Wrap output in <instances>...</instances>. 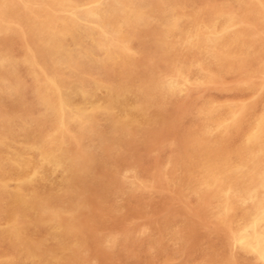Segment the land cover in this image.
I'll use <instances>...</instances> for the list:
<instances>
[{"label":"rangeland","instance_id":"rangeland-1","mask_svg":"<svg viewBox=\"0 0 264 264\" xmlns=\"http://www.w3.org/2000/svg\"><path fill=\"white\" fill-rule=\"evenodd\" d=\"M84 1L83 0H79V1L78 0H38V1L37 0H16V1L0 0V9H1L0 10V26H1L0 27V38H1L0 39L1 41L0 42V55L2 54L0 56V59H1V63H0V67H1L0 68V74H1L0 75V82H1L0 84V110H1L0 111V147H1L0 148V158H1L0 163L3 161L0 165V168H1L0 169V184L3 183L4 182L3 180L5 179V182L0 185V193L2 194V195L0 194V198H1L0 199V204H1L0 214L2 213L0 215L1 216L0 217V234H1L0 235V247L2 248V249L0 248V262H1L0 264H13V263L14 264H22V263L23 264L24 263L25 264H29V263L30 264L31 263L32 264H41V263L42 264H50V263L51 264H56V263L57 264H77V263L78 264H92V263L93 264H106V263L107 264H116V263L119 264L120 262H121L120 264H155V263L156 264H191V263L192 264H236V263L237 264H247V263L248 264H264V255H263L264 237H262L264 235V231H263L264 230V215H263L264 214V145H263L264 144V141H263L264 140V113H263L264 111H262L264 110V99H263L264 98V31H263L264 29L263 28L264 27L263 25L264 23L263 21L264 20L263 19L264 18L263 1L264 0H252V1L250 0H243V1L242 0H209V1L208 0H198V1L197 0H172L171 2L170 0H147V1L146 0H133L134 2L132 0H129V1L128 0H84ZM109 1H112V2H109ZM204 1L205 3L206 1L208 2L205 4ZM139 2L143 6L147 5L145 6L146 8L145 7L143 8ZM165 4L167 6H165ZM201 4H203V6ZM42 5H45V6H42ZM69 5L70 6L72 5V6L70 7ZM79 5H80V8H79ZM197 5H200V6H197ZM241 5L244 8L241 7ZM106 6L107 8L104 9ZM120 6H126V7H120ZM33 7L34 8L36 7V8L34 9ZM91 7L92 9H90ZM59 10L61 11L59 12ZM158 11L161 13H159ZM73 12L75 13V15H73L74 14ZM251 12L253 15H250ZM83 13H85L84 16H83ZM114 13L117 14V16ZM163 13L164 15H162ZM210 15H212V17ZM106 16H107V19H106ZM102 17L105 20H102ZM11 19L12 20L15 19V20L11 21ZM70 19H73L72 23H75L74 26L73 24L70 23L71 22ZM100 19L102 21H99ZM25 21H26V24H25ZM106 21H109V22H106ZM123 21H126L125 25ZM179 21L181 24L179 23ZM99 24L101 25V27ZM136 24L139 26H137ZM162 24L164 25L162 26ZM213 24L215 25L214 27H213ZM75 25L77 26L78 29L76 28ZM6 27L7 28L9 27V28L7 29ZM120 28L122 31H119ZM219 29L220 31H218ZM94 31H97L95 33L96 35L94 34ZM162 31L163 32L165 31V33H163ZM169 32L170 33L178 32V33L170 34ZM137 33L140 35H138ZM100 34L102 36V40H100L101 36H98ZM167 34H170V35H167ZM16 35L19 37H17ZM246 35L248 36L246 37ZM9 36L10 38H8ZM16 37L18 39L20 38L21 39L17 40ZM166 37L167 38L169 37V38L167 39ZM222 37H224L225 39ZM91 38L92 39L94 38V39L92 40ZM112 38L114 39V41ZM195 38L197 41L195 40ZM254 38L255 40H253ZM45 39L48 41H46ZM207 39L210 41H208ZM178 40L180 43L178 42ZM214 40H217V41L219 40V41L217 42ZM249 40H252V41H249ZM6 42H7V45H6ZM10 42H13L15 44L10 43ZM185 42H187L188 45ZM161 43H164V44H161ZM131 44H134V46ZM206 45L208 48H206ZM21 48L24 51L22 50L20 51ZM95 48L98 50H95ZM165 48H167V50ZM90 51L91 53H89ZM70 53H71V56H70ZM208 53L210 56L207 55ZM57 55H60V56L57 57ZM187 57L188 59H186ZM207 57L209 58L207 59ZM14 58L16 59V61L14 60ZM74 58H76V60ZM17 59H18V62H17ZM37 59H38V62H37ZM69 59H72V60H69ZM78 59L80 61H78ZM193 60H196V61H193ZM88 61L92 63L93 68L91 67V64ZM102 61H105L106 63ZM253 62L255 63V65ZM207 63L209 66L207 65ZM75 66L77 67V69ZM249 66H251V69H247V68H250ZM81 68L83 69L81 70ZM86 68L88 70H86ZM10 69L11 70L13 69V70L10 71ZM197 69L199 71H195ZM115 70L117 71L116 73H115ZM72 71L74 72V74ZM235 74H238V75H235ZM197 75H200L198 76L199 79L197 78ZM227 76H230L229 77L230 80L227 78ZM12 78H13V81H12ZM89 79H90V82H89ZM63 80H66V81H63ZM14 84L16 85L14 86ZM248 84L250 85V87ZM245 85H246V88L244 87ZM240 86L241 87L243 86L245 89L243 87L241 88ZM31 87H32V90H30ZM19 91L20 93H18ZM209 91H212V92H209ZM8 93H10V95H8ZM15 95H16V98H14ZM126 96L129 98H126ZM89 100L92 102H90ZM79 101H82V102H79ZM87 101L90 102L91 104L88 103ZM197 102L199 103L201 102L200 103L201 105ZM29 104L32 106H30ZM149 106L151 108H149ZM227 106H229V108ZM260 107L261 109H259ZM205 111H207V113ZM225 112L227 113V115L225 114ZM194 113L196 114L194 115ZM231 114L232 115L234 114V115L232 116ZM250 114H252L253 116ZM199 115H200V118H199ZM207 115L208 117H205ZM46 116L48 117V119ZM187 116H188V119L187 118L185 119V117ZM193 119H195V121ZM183 121H185L186 124ZM14 122L16 123V125ZM182 122L184 125L182 124ZM106 123H109V124H106ZM156 123H158V126L156 125ZM207 124H209V126ZM210 125H212V128L210 127ZM108 127H110V129ZM199 127L200 128L202 127L201 130ZM223 127L225 128L223 129ZM143 128L145 129V131H143L144 130ZM85 131H87L88 133ZM236 132H239V133H236ZM16 133H17V136L15 135ZM232 133L233 135H231ZM235 135L237 138L235 137ZM29 137H30V141H29ZM245 137H248V138H245ZM65 138H67V140ZM92 138L93 139L95 138V139L93 140ZM98 139H101V140H98ZM77 140H78V143H77ZM14 141H16V143ZM95 142H96V145H95ZM222 143L224 144L226 143V144L222 145ZM245 143L247 147H244ZM125 144L126 146L124 147ZM214 144L218 146V148L215 147ZM260 144L261 146H259ZM20 145L22 147H20ZM204 145L205 146L207 145L208 147H205ZM47 146L48 148H46ZM163 146H166V147H163ZM231 146L233 148H231ZM199 148L201 150H199ZM115 149L116 150L118 149L119 153H118V150L116 151ZM229 149L231 150L229 151ZM246 149H248V151ZM179 151L181 153H179ZM17 153H20V154L22 153V154L20 155ZM34 153L36 154V156L34 155ZM32 154L34 155V157ZM217 156L219 157L217 158ZM203 157L204 159H202ZM244 157H245V160H244ZM60 158L62 160H60ZM15 159H20V160H15ZM232 159H234L236 163ZM204 160L205 161L207 160V161L204 162ZM195 163L196 164L199 163V164L196 165ZM44 164H46L47 167ZM241 164H243V167ZM7 165L9 169L8 167H6ZM134 165H136L135 168H134ZM184 166L185 167L187 166V167L185 168ZM25 167H28V168H25ZM51 167L53 168L49 169ZM3 168H5V172L3 171L4 170ZM37 169L39 170V172ZM117 169L118 171H116ZM51 170H54L55 172H52ZM114 170H115V173H114ZM236 170H238L239 172ZM16 171H17V174H14L16 173ZM93 173H94V176H92ZM1 175H4V176H1ZM65 175L66 176L68 175L69 177L68 176L66 177ZM131 175H134V176H131ZM7 176H9L10 179H8ZM49 176H50V181H49ZM161 176H162V179H161ZM166 176L168 177V179ZM13 177H15V179L17 177V179L15 180L13 179ZM19 177H20V180H18ZM53 177H54V180H53ZM134 177H136V180L134 179ZM185 177H186V182H184ZM223 177L225 180L223 179ZM229 177H231L232 180L229 179ZM60 179L61 181H59ZM139 179L141 181H139ZM103 180L104 181L106 180V181L104 182ZM38 181L40 182L38 183ZM55 181L57 182V185ZM64 182H66L67 184H65ZM41 183L43 185H39ZM50 184L52 187L53 186L55 187L51 188ZM130 184H131V187H127V186H130ZM167 184L170 186H168ZM18 185H20L21 187H19ZM46 185L48 186V189ZM10 186H12L11 188L13 189H8L10 188ZM56 186H58V189ZM90 186H93V187H90ZM124 187L126 188L124 189ZM25 188L26 189L29 188V189L26 190ZM38 189H40L41 191ZM103 189L105 190V193H103L104 192ZM19 190H21L22 192L20 193ZM44 191H46L47 193ZM99 192L101 194H99ZM18 193H20V195ZM71 193L73 196L71 195ZM9 194L12 197H10ZM188 196L190 197L192 196L193 198L192 197L190 198ZM12 199H13V202H15V204L11 202ZM155 199H158V200H155ZM5 200L8 201L7 204ZM197 202L199 203V205L197 204ZM190 203H192V205ZM14 205L16 206V208L17 207L18 208L16 209ZM2 206H4L5 209ZM254 208L256 209L255 212H254L255 210ZM162 211L164 212L160 213ZM145 212L146 214H144ZM150 212H152V214ZM260 214L261 216L259 217ZM168 217H171V218H168ZM11 220H14V221H11ZM20 220H22V222ZM161 221H163L161 223L162 225L160 224ZM180 221L183 223H181ZM177 222L178 224H176ZM247 222H249V225L247 224ZM254 222L256 225L254 224ZM106 224H109V225H106ZM172 225L175 227V229ZM23 226L25 227V229ZM70 226L72 227L75 226V227L72 228ZM256 226H259L258 229ZM158 228L160 229L158 230ZM232 228H233V231H232ZM22 230L24 233L22 232ZM31 231L32 232L35 231V232L31 233ZM236 231L238 234H236ZM159 232L161 234H159ZM56 235H57L58 240L56 238ZM60 235L65 240L64 242L62 241L63 239L61 238ZM14 236H15V240H14ZM5 237H7V239ZM36 239L39 241H37ZM60 239L62 242L60 241ZM20 240L21 242H19ZM72 240L73 242L71 243ZM81 241L82 243H80ZM235 241L236 242L238 241L239 243L238 242L236 243ZM241 241L244 243L243 245ZM130 244L132 247H128L130 246ZM49 245L51 248L50 247L46 248ZM22 247H24L25 249H23ZM107 249H108V252H107ZM115 249H117L118 251ZM48 250L51 251V253L47 252ZM121 250H123L124 252ZM235 250H237V252ZM28 251H31V252H28ZM80 252H81V255H80ZM114 253H116V255ZM11 254L13 256H10ZM19 255L21 256L18 257ZM53 255H55V257ZM113 255H115L114 256L115 258L113 257ZM236 255L238 256V258L236 257ZM30 256H32V258ZM199 256L202 259L198 258ZM62 257H64V259ZM242 257L243 259H241ZM50 258L52 259L50 260ZM87 258H89V260ZM158 258L162 261H160ZM48 260L50 262H48Z\"/></svg>","mask_w":264,"mask_h":264},{"label":"bare ground","instance_id":"bare-ground-1","mask_svg":"<svg viewBox=\"0 0 264 264\" xmlns=\"http://www.w3.org/2000/svg\"><path fill=\"white\" fill-rule=\"evenodd\" d=\"M14 1H16V0H14ZM37 1H38V0H37ZM78 1H79V0H78ZM83 1H84V0H83ZM128 1H129V0H128ZM132 1H133V0H132ZM146 1H147V0H146ZM171 1H172V0H170V2H171ZM197 1H198V0H197ZM208 1H209V0H208ZM208 1H206V3H207ZM242 1H243V0H242ZM250 1H252V0H250ZM66 2H67V1H66ZM84 2H85V1H84ZM89 2H90V1H89ZM92 2H93V1H92ZM109 2H112V1H109ZM133 2H134V1H133ZM133 2H132V3H133ZM211 2H212V1H211ZM9 3H11V2H9ZM16 3H17V2H16ZM61 3H62V2H61ZM68 3H69V2H68ZM71 3H72V2H71ZM81 3H82V2H81ZM97 3H98V2H97ZM139 3H140V2H139ZM147 3H148V2H147ZM168 3H169V2H168ZM174 3H175V1H174ZM199 3H200V2H199ZM204 3H205V1H204ZM206 3H205V4H206ZM248 3H249V2H248ZM248 3H247V4H248ZM263 3H264V1H263ZM12 4H13V3H12ZM72 4H73V3H72ZM77 4H78V3H77ZM84 4H85V3H84ZM86 4H87V3H86ZM90 4H91V3H90ZM94 4H95V3H94ZM94 4H93V5H94ZM114 4H115V3H114ZM116 4H117V3H116ZM127 4H128V2H127ZM140 4H141V3H140ZM140 4H139V5H140ZM170 4H171V3H170ZM234 4H235V3H234ZM253 4H254V3H253ZM74 5H75V4H74ZM80 5H81V4H80ZM80 5H79V8H80ZM97 5H98V4H97ZM104 5H105V4H104ZM104 5H103V6H104ZM141 5H142V4H141ZM144 5H145V3H144ZM148 5H149V4H148ZM173 5H174V4H173ZM201 5L203 6V4H201ZM215 5H216V4H215ZM236 5H237V4H236ZM245 5H246V4H245ZM9 6H10V5H9ZM42 6H45V5H42ZM69 6H70V5H69ZM71 6H72V5H71ZM71 6H70V7H71ZM84 6H85V5H84ZM84 6H83V7H84ZM127 6H128V5H127ZM131 6H132V5H131ZM137 6H138V5H137ZM145 6H147V5H145ZM145 6L142 5L143 8H144ZM162 6H163V5H162ZM165 6H167V5L165 4ZM170 6H172V5H170ZM194 6H195V5H194ZM197 6H200V5H197ZM231 6H232V5H231ZM249 6H250V5H249ZM20 7H21V6H20ZM36 7H37V6H36ZM36 7H35V8H36ZM67 7H68V6H67ZM120 7H126V6H120ZM213 7H214V6H213ZM234 7H235V6H234ZM241 7H243V6L241 5ZM3 8H4V7H3ZM5 8H6V7H5ZM15 8H16V7H15ZM30 8H31V6H30ZM33 8H34V7H33ZM35 8H34V9H35ZM87 8H88V7H87ZM96 8H97V7H96ZM106 8H107V6H106L104 9H106ZM108 8H109V7H108ZM145 8H146V7H145ZM168 8H169V7H168ZM208 8H209V7H208ZM237 8H238V7H237ZM243 8H244V7H243ZM12 9H13V8H12ZM20 9H22V8H20ZM84 9H85V8H84ZM90 9H92V7H91ZM113 9H114V8H113ZM113 9H112V10H113ZM118 9H120V8H118ZM197 9H198V8H197ZM210 9H211V8H210ZM216 9H217V8H216ZM247 9H249V8H247ZM259 9H260V7H259ZM0 10H1V9H0ZM30 10H31V9H30ZM39 10H40V9H39ZM57 10H58V9H57ZM71 10H72V9H71ZM74 10H75V8H74ZM80 10H81V9H80ZM164 10H165V9H164ZM223 10H224V9H223ZM226 10H227V9H226ZM238 10H239V9H238ZM2 11H3V10H2ZM15 11H16V9H15ZM22 11H23V10H22ZM28 11H29V10H28ZM60 11H61V10H59V12H60ZM76 11H77V9H76ZM94 11H95V10H94ZM96 11H97V10H96ZM107 11H108V9H107ZM160 11H161V10H160ZM165 11H166V10H165ZM165 11H164V12H165ZM168 11H169V10H168ZM168 11H167V12H168ZM202 11H203V10H202ZM253 11H254V10H253ZM260 11H261V10H260ZM67 12H68V11H67ZM92 12H93V11H92ZM111 12H112V11H111ZM114 12H115V11H114ZM120 12H121V11H120ZM128 12H129V11H128ZM134 12H135V11H134ZM148 12H149V11H148ZM158 12H159V11H158ZM161 12H162V11H161ZM161 12H159V13H161ZM174 12H175V11H174ZM206 12H207V11H206ZM206 12H204V13H206ZM225 12H226V11H225ZM13 13H14V12H13ZM17 13H18V12H17ZM19 13H20V12H19ZM23 13H24V12H23ZM68 13H69V12H68ZM70 13H71V12H70ZM73 13H74V12H73ZM80 13H81V12H80ZM86 13H88V12H86ZM99 13H101V12H99ZM208 13H209V12H208ZM227 13H228V12H227ZM246 13H247V12H246ZM249 13H250V11H249ZM7 14H8V13H7ZM39 14H40V13H39ZM84 14H85V13H83V16H84ZM94 14H95V13H94ZM106 14H107V13H106ZM114 14H115V13H114ZM228 14H229V13H228ZM236 14H238V13H236ZM18 15H19V14H18ZM18 15H17V16H18ZM41 15H42V14H41ZM41 15H40V16H41ZM73 15H75V13H74ZM111 15H113V14H111ZM115 15L117 16V14H115ZM118 15H119V14H118ZM162 15H164V13H163ZM199 15H200V14H199ZM243 15H244V13H243ZM250 15H253L252 12H251ZM257 15H258V14H257ZM260 15H261V14H260ZM4 16H5V15H4ZM9 16H10V15H9ZM19 16H20V15H19ZM38 16H39V15H38ZM42 16H43V15H42ZM67 16H68V15H67ZM79 16H80V15H79ZM83 16H82V17H83ZM131 16H132V15H131ZM173 16H174V15H173ZM210 16L212 17V15H210ZM210 16H208V17H210ZM232 16H233V15H232ZM247 16H249V15H247ZM69 17H70V16H69ZM69 17H68V18H69ZM75 17H76V16H75ZM86 17H88V16H86ZM89 17H90V16H89ZM95 17H96V16H95ZM108 17H109V16H108ZM119 17H120V16H119ZM140 17H141V16H140ZM162 17H163V16H162ZM168 17H169V16H168ZM196 17H197V16H196ZM201 17H202V15H201ZM216 17H217V15H216ZM229 17H230V15H229ZM257 17H259V16H257ZM261 17H262V16H261ZM12 18H13V17H12ZM19 18H20V17H19ZM79 18H81V17H79ZM79 18H78V19H79ZM93 18H94V17H93ZM165 18H166V17H165ZM172 18H173V17H172ZM172 18H171V19H172ZM203 18H204V17H203ZM225 18H226V17H225ZM21 19H22V17H21ZM24 19H25V18H24ZM28 19H29V17H28ZM83 19H84V18H83ZM88 19H89V18H88ZM95 19H96V18H95ZM106 19H107V16H106ZM128 19H129V18H128ZM138 19H139V17H138ZM200 19H201V18H200ZM236 19H237V18H236ZM252 19H253V17H252ZM263 19H264V18H263ZM14 20H15V19H14ZM14 20L11 19V21H14ZM55 20H56V19H55ZM70 20H71L70 23L73 24V26H74L75 23H72V20H73V19H70ZM102 20H105V19H103V17H102ZM102 20L100 19L99 21H102ZM109 20H110V19H109ZM140 20H141V19H140ZM159 20H160V19H159ZM159 20H158V21H159ZM161 20H162V19H161ZM164 20H165V19H164ZM164 20H163V21H164ZM169 20H170V19H169ZM194 20H196V19H194ZM204 20H205V19H204ZM254 20H255V19H254ZM254 20H252V21H254ZM22 21H23V20H22ZM22 21H20V22H22ZM81 21H82V20H81ZM89 21H90V20H89ZM118 21H119V20H118ZM137 21H138V20H137ZM137 21H136V22H137ZM163 21H162V22H163ZM167 21H168V19H167ZM176 21H177V20H176ZM176 21H175V22H176ZM197 21H198V20H197ZM250 21H251V20H250ZM258 21H259V20H258ZM263 21H264V20H263ZM29 22H30V21H29ZM29 22H27V23H29ZM50 22H51V21H50ZM56 22H58V21H56ZM56 22H55V23H56ZM85 22H86V21H85ZM87 22H88V21H87ZM94 22H95V21H94ZM97 22H98V21H97ZM106 22H109V21H106ZM120 22H121V21H120ZM123 22H124V25H125V24H126V23H125L126 21H123ZM159 22H160V21H159ZM186 22H187V21H186ZM209 22H210V20H209ZM225 22H226V20H225ZM256 22H257V21H256ZM18 23H19V21H18ZM31 23H32V22H31ZM34 23H35V22H34ZM132 23H133V22H132ZM169 23H170V22H169ZM179 23H180V21H179ZM207 23H208V22H207ZM5 24H6V23H5ZM25 24H26V21H25ZM64 24H65V23H64ZM92 24H93V23H92ZM95 24H97V23H95ZM102 24H104V23H102ZM116 24H117V23H116ZM119 24H120V23H119ZM177 24H178V23H177ZM177 24H176V25H177ZM180 24H181V23H180ZM197 24H198V23H197ZM197 24H196V25H197ZM210 24H211V23H210ZM214 24H215V23H214ZM214 24H213V27L215 26ZM216 24H217V23H216ZM257 24H258V23H257ZM17 25H18V24H17ZM54 25H55V24H54ZM60 25H61V24H60ZM99 25H100V24H99ZM99 25H98V26H99ZM108 25H110V24H108ZM136 25H137V24H136ZM163 25H164V24H162V26H163ZM168 25H169V24H168ZM193 25H194V24H193ZM193 25H192V26H193ZM231 25H232V24H231ZM263 25H264V23H263ZM22 26H23V25H22ZM33 26H34V24H33ZM37 26H38V25H37ZM57 26H59V25H57ZM75 26H76V25H75ZM103 26H104V25H103ZM137 26H139V25H137ZM165 26H166V25H165ZM173 26H174V25H173ZM201 26H202V25H201ZM255 26H256V25H255ZM0 27H1V26H0ZM30 27H31V26H30ZM53 27H54V26H53ZM70 27H71V26H70ZM70 27H69V29H70ZM78 27H80V26H78ZM100 27H101V25H100ZM153 27H154V26H153ZM157 27H158V26H157ZM177 27H178V26H177ZM185 27H186V26H185ZM189 27H190V25H189ZM193 27H194V26H193ZM193 27H192V29H193ZM198 27H199V26H198ZM202 27H203V26H202ZM209 27H210V26H209ZM6 28H7V27H6ZM8 28H9V27H8ZM8 28H7V29H8ZM11 28H12V27H11ZM28 28H29V27H28ZM76 28H77V26H76ZM89 28H90V26H89ZM104 28H105V27H104ZM109 28H110V27H109ZM109 28H108V29H109ZM135 28H136V27H135ZM170 28H171V27H170ZM175 28H176V27H175ZM186 28H187V27H186ZM207 28H208V26H207ZM218 28H219V27H218ZM263 28H264V27H263ZM263 28H262V29H263ZM3 29H4V28H3ZM62 29H63V28H62ZM74 29H75V28H74ZM77 29H78V28H77ZM87 29H88V27H87ZM102 29H103V27H102ZM110 29H111V28H110ZM118 29H119V28H118ZM124 29H125V28H124ZM187 29H188V28H187ZM192 29H191V30H192ZM216 29H217V28H216ZM220 29H221V28H220ZM220 29H219L218 31H220ZM245 29H246V28H245ZM4 30H5V29H4ZM20 30H21V29H20ZM33 30H35V29H33ZM33 30H32V31H33ZM115 30H116V29H115ZM166 30H167V29H166ZM205 30H206V29H205ZM209 30H210V29H209ZM232 30H233V29H232ZM259 30H260V29H259ZM12 31H13V29H12ZM70 31H71V30H70ZM77 31H78V30H77ZM111 31H112V30H111ZM119 31H122L121 28H120ZM167 31H168V30H167ZM180 31H181V30H180ZM188 31H189V30H188ZM233 31H234V30H233ZM243 31H244V30H243ZM243 31H242V32H243ZM245 31H246V30H245ZM263 31H264V29H263ZM4 32H6V31H4ZM18 32H19V30H18ZM40 32H41V31H40ZM89 32H90V30H89ZM96 32H97V31H94V34H95ZM147 32H148V31H147ZM156 32H157V31H156ZM162 32H163V31H162ZM173 32H174V30H173ZM173 32H171V33L169 32V33L172 34ZM184 32H185V31H184ZM186 32H187V31H186ZM190 32H191V31H190ZM201 32H202V31H201ZM229 32H230V31H229ZM34 33H35V32H34ZM69 33H70V32H69ZM79 33H80V32H79ZM81 33H82V32H81ZM83 33H85V32H83ZM113 33H114V32H113ZM163 33H165V31H164ZM177 33H178V32H177ZM177 33H173V34H177ZM191 33H192V32H191ZM227 33H228V32H227ZM10 34H11V32H10ZM18 34H19V33H18ZM21 34H22V33H21ZM73 34H74V33H73ZM89 34H90V33H89ZM89 34H88V35H89ZM92 34H93V33H92ZM109 34H110V33H109ZM111 34H112V33H111ZM137 34H138V33H137ZM170 34H167V35H170ZM228 34H229V33H228ZM228 34H227V35H228ZM237 34H238V32H237ZM7 35H8V34H7ZM7 35H6V36H7ZM12 35H13V34H12ZM19 35H20V34H19ZM83 35H84V34H83ZM95 35H96V34H95ZM95 35H94V36H95ZM114 35H115V34H114ZM117 35H118V34H117ZM138 35H140V34H138ZM163 35H165V34H163ZM191 35H192V34H191ZM229 35H230V34H229ZM2 36H3V35H2ZM16 36H17V35H16ZM27 36H28V34H27ZM52 36H53V35H52ZM81 36H82V35H81ZM98 36H101V34L98 35ZM195 36H196V35H195ZM225 36H226V35H225ZM247 36H248V35H246V37H247ZM250 36H251V35H250ZM17 37H19V36H17ZM17 37H16V38H17ZM40 37H42V36H40ZM45 37H46V36H45ZM85 37H86V36H85ZM85 37H84V38H85ZM137 37H138V36H137ZM143 37H144V36H143ZM191 37H193V36H191ZM228 37H229V36H228ZM233 37H234V36H233ZM236 37H237V36H236ZM238 37H239V36H238ZM2 38H3V37H2ZM8 38H10V36H9ZM99 38H100V37H99ZM166 38H167V37H166ZM168 38H169V37H168ZM168 38H167V39H168ZM177 38H178V37H177ZM179 38H180V37H179ZM184 38H185V37H184ZM203 38H205V37H203ZM209 38H210V37H209ZM212 38H213V37H212ZM222 38H224V37H222ZM0 39H1V38H0ZM20 39H21V38H20ZM20 39L17 38V40H20ZM46 39H47V38H46ZM46 39H45V40H46ZM91 39H92V38H91ZM93 39H94V38H93ZM93 39H92V40H93ZM112 39H113V38H112ZM138 39H139V38H138ZM152 39H153V38H152ZM162 39H163V37H162ZM192 39H193V38H192ZM200 39H201V38H200ZM224 39H225V38H224ZM224 39H223V40H224ZM235 39H236V38H235ZM7 40H8V39H7ZM43 40H44V39H43ZM55 40H56V39H55ZM68 40H69V39H68ZM68 40H67V41H68ZM100 40H102V36H101V39H100ZM140 40H141V39H140ZM142 40H143V39H142ZM182 40H183V39H182ZM195 40H196V38H195ZM205 40H206V39H205ZM207 40H208V39H207ZM211 40H212V39H211ZM239 40H241V39H239ZM253 40H255V38H254ZM3 41H4V40H3ZM12 41H13V40H12ZM41 41H42V40H41ZM46 41H48V40H46ZM58 41H59V40H58ZM113 41H114V39H113ZM164 41H166V40H164ZM196 41H197V40H196ZM208 41H210V40H208ZM212 41H213V40H212ZM214 41H217V40H214ZM218 41H219V40H218ZM218 41H217V42H218ZM249 41H252V40H249ZM0 42H1V41H0ZM8 42H9V41H8ZM74 42H75V40H74ZM84 42H85V41H84ZM116 42H117V41H116ZM178 42H179V40H178ZM217 42H216V43H217ZM237 42H238V41H237ZM245 42H246V41H245ZM10 43H13V42H10ZM16 43H17V42H16ZM63 43H64V42H63ZM63 43H62V44H63ZM67 43H68V42H67ZM71 43H73V42H71ZM129 43H130V42H129ZM134 43H135V42H134ZM139 43H140V42H139ZM146 43H147V42H146ZM146 43H145V44H146ZM165 43H166V42H165ZM171 43H172V42H171ZM179 43H180V42H179ZM185 43L188 45L187 42H185ZM206 43H207V41H206ZM223 43H224V42H223ZM228 43H230V42H228ZM234 43H235V42H234ZM254 43H255V42H254ZM13 44H15V43H13ZM13 44H12V45H13ZM57 44H58V43H57ZM88 44H89V42H88ZM97 44H98V43H97ZM103 44H104V43H103ZM161 44H164V43H161ZM183 44H184V43H183ZM186 44H185V45H186ZM202 44H203V43H202ZM202 44H201V45H202ZM213 44H215V43H213ZM224 44H225V43H224ZM4 45H5V44H4ZM6 45H7V42H6ZM58 45H59V44H58ZM69 45H70V44H69ZM69 45H68V47H69ZM74 45H75V43H74ZM76 45H77V44H76ZM90 45H91V44H90ZM94 45H96V44H94ZM94 45H92V46H94ZM112 45H113V44H112ZM128 45H129V44H128ZM131 45L134 46V44H131ZM135 45H136V44H135ZM180 45H181V44H180ZM185 45H183V46H185ZM194 45H195V44H194ZM201 45H199V46H201ZM204 45H205V44H204ZM216 45H217V44H216ZM250 45H252V44H250ZM10 46H11V45H10ZM32 46H33V45H32ZM39 46H40V45H39ZM66 46H67V45H66ZM72 46H73V45H72ZM133 46H132V47H133ZM202 46H203V45H202ZM247 46H248V45H247ZM15 47H16V46H15ZM17 47H18V46H17ZM21 47H22V45H21ZM35 47H36V46H35ZM37 47H38V45H37ZM57 47H59V46H57ZM74 47H75V46H74ZM220 47H221V46H220ZM223 47H224V46H223ZM225 47H226V46H225ZM259 47H260V46H259ZM1 48H2V47H1ZM19 48H20V46H19ZM62 48H63V47H62ZM83 48H84V47H83ZM83 48H82V49H83ZM100 48H101V47H100ZM100 48H99V49H100ZM105 48H106V47H105ZM158 48H159V47H158ZM174 48H175V47H174ZM174 48H173V49H174ZM206 48H208L207 45H206ZM247 48H248V47H247ZM251 48H252V47H251ZM2 49H3V48H2ZM10 49H11V48H10ZM58 49H59V48H58ZM58 49H57V50H58ZM77 49H78V48H77ZM90 49H91V48H90ZM92 49H93V48H92ZM102 49H103V48H102ZM115 49H116V48H115ZM165 49L167 50V48H165ZM180 49H181V48H180ZM180 49H179V50H180ZM187 49H188V48H187ZM187 49H186V50H187ZM189 49H190V48H189ZM226 49H227V48H226ZM3 50H4V49H3ZM6 50H7V49H6ZM21 50H22V48L20 49V51H21ZM34 50H35V49H34ZM71 50H72V49H71ZM95 50H98V49L95 48ZM139 50H140V48H139ZM166 50H165V51H166ZM191 50H193V49H191ZM195 50H196V49H195ZM199 50H200V49H199ZM230 50H231V49H230ZM244 50H245V49H244ZM253 50H254V49H253ZM253 50H252V51H253ZM12 51H13V50H12ZM15 51H16V50H15ZM22 51H24V50H22ZM54 51H55V50H54ZM74 51H75V50H74ZM86 51H87V49H86ZM92 51H93V50H92ZM173 51H174V50H173ZM187 51H188V50H187ZM187 51H186V52H187ZM197 51H198V50H197ZM231 51H232V50H231ZM17 52H18V51H17ZM150 52H151V51H150ZM161 52H163V51H161ZM199 52H200V51H199ZM222 52H223V50H222ZM224 52H225V50H224ZM227 52H228V51H227ZM227 52H226V53H227ZM233 52H234V51H233ZM240 52H241V51H240ZM253 52H254V51H253ZM37 53H38V52H37ZM89 53H91V51H90ZM167 53H168V52H167ZM244 53H245V52H244ZM20 54H21V53H20ZM40 54H41V53H40ZM77 54H78V53H77ZM84 54H85V53H84ZM100 54H101V52H100ZM100 54H99V55H100ZM169 54H170V53H169ZM181 54H182V53H181ZM191 54H192V53H191ZM191 54H190V55H191ZM204 54H205V53H204ZM262 54H263V53H262ZM1 55H2V54H1ZM1 55H0V56H1ZM6 55H7V54H6ZM10 55H11V53H10ZM41 55H42V54H41ZM60 55H61V54H60ZM60 55H57V57L60 56ZM62 55H63V54H62ZM66 55H68V54H66ZM95 55H96V54H95ZM111 55H112V54H111ZM151 55H152V54H151ZM177 55H178V54H177ZM183 55H184V53H183ZM185 55H186V54H185ZM201 55H202V54H201ZM207 55H209V53H208ZM244 55H245V54H244ZM258 55H259V54H258ZM22 56H23V55H22ZM52 56H53V55H52ZM70 56H71V53H70ZM87 56H88V55H87ZM160 56H161V55H160ZM209 56H210V55H209ZM262 56H263V55H262ZM3 57H4V56H3ZM7 57H8V56H7ZM53 57H54V56H53ZM105 57H106V56H105ZM109 57H110V56H109ZM135 57H136V56H135ZM150 57H151V56H150ZM161 57H162V56H161ZM188 57H189V56H188ZM188 57H187L186 59H188ZM190 57H192V56H190ZM201 57H202V56H201ZM1 58H2V57H1ZM19 58H20V57H19ZM42 58H44V57H42ZM42 58H41V59H42ZM86 58H87V57H86ZM158 58H159V57H158ZM181 58H182V57H181ZM183 58H184V57H183ZM208 58H209V57H207V59H208ZM211 58H212V57H211ZM4 59H5V58H4ZM12 59H13V58H12ZM21 59H22V58H21ZM23 59H24V58H23ZM45 59H46V58H45ZM74 59L76 60V58H74ZM100 59H101V57H100ZM108 59H109V58H108ZM161 59H162V58H161ZM172 59H173V58H172ZM204 59H205V58H204ZM215 59H216V58H215ZM14 60L16 61L15 58H14ZM19 60H20V59H19ZM25 60H26V59H25ZM66 60H67V59H66ZM69 60H72V59H69ZM98 60H99V59H98ZM152 60H153V59H152ZM159 60H160V59H159ZM174 60H175V59H174ZM176 60H177V59H176ZM199 60H200V59H199ZM205 60H206V59H205ZM209 60H210V59H209ZM247 60H248V59H247ZM2 61H3V60H2ZM53 61H54V60H53ZM59 61H60V60H59ZM63 61H64V60H63ZM78 61H80V60L78 59ZM81 61H82V59H81ZM93 61H94V60H93ZM100 61H101V60H100ZM163 61H165V60H163ZM184 61H185V60H184ZM193 61H196V60H193ZM220 61H221V60H220ZM249 61H250V60H249ZM5 62H6V61H5ZM17 62H18V59H17ZM21 62H22V61H21ZM21 62H20V63H21ZM23 62H24V61H23ZM37 62H38V59H37ZM69 62H70V61H69ZM88 62H89V61H88ZM102 62H105V61H102ZM109 62H110V60H109ZM153 62H154V61H153ZM217 62H218V61H217ZM224 62H225V61H224ZM0 63H1V59H0ZM14 63H15V62H14ZM61 63H62V62H61ZM65 63H66V61H65ZM72 63H73V62H72ZM78 63H79V62H78ZM78 63H77V64H78ZM86 63H87V62H86ZM89 63H90V62H89ZM105 63H106V62H105ZM162 63H163V62H162ZM211 63H212V62H211ZM215 63H216V62H215ZM220 63H221V62H220ZM225 63H226V62H225ZM225 63H224V64H225ZM253 63H254V62H253ZM253 63H252V65H253ZM3 64H4V63H3ZM70 64H71V63H70ZM73 64H74V63H73ZM81 64H82V63H81ZM81 64H80V65H81ZM83 64H84V63H83ZM90 64H91V67H92V63H90ZM90 64H89V65H90ZM95 64H96V63H95ZM100 64H101V62H100ZM109 64H110V63H109ZM155 64H156V63H155ZM189 64H190V63H189ZM192 64H193V63H192ZM245 64H246V63H245ZM245 64H244V65H245ZM19 65H20V64H19ZM25 65H27V64H25ZM25 65H24V66H25ZM38 65H39V64H38ZM41 65H42V64H41ZM54 65H55V63H54ZM178 65H179V64H178ZM196 65H198V64H196ZM207 65H208V63H207ZM244 65H243V66H244ZM247 65H248V64H247ZM254 65H255V63H254ZM8 66H9V65H8ZM17 66H18V65H17ZM48 66H49V65H48ZM97 66H98V65H97ZM124 66H125V65H124ZM203 66H205V65H203ZM208 66H209V65H208ZM4 67H5V66H4ZM43 67H44V66H43ZM59 67H60V65H59ZM61 67H62V66H61ZM75 67H76V66H75ZM81 67H82V66H81ZM85 67H86V66H85ZM87 67H88V66H87ZM99 67H101V66H99ZM157 67H158V65H157ZM175 67H176V66H175ZM249 67H250V68H247V69H251V66H249ZM254 67H255V66H254ZM254 67H253V68H254ZM0 68H1V67H0ZM7 68H8V67H7ZM12 68H13V67H12ZM22 68H23V67H22ZM27 68H28V67H27ZM40 68H41V67H40ZM88 68H89V67H88ZM92 68H93V67H92ZM117 68H118V67H117ZM212 68H214V67H212ZM260 68H261V67H260ZM2 69H3V67H2ZM4 69H5V68H4ZM30 69H31V68H30ZM46 69H47V68H46ZM76 69H77V67H76ZM82 69H83V68H81V70H82ZM121 69H122V68H121ZM188 69H189V68H188ZM190 69H191V68H190ZM192 69H193V67H192ZM204 69H205V68H204ZM216 69H217V68H216ZM244 69H245V68H244ZM12 70H13V69H12ZM12 70L10 69V71H12ZM86 70H88V69L86 68ZM89 70H90V69H89ZM100 70H101V69H100ZM221 70H223V69H221ZM226 70H227V69H226ZM232 70H233V68H232ZM55 71H56V70H55ZM63 71H64V70H63ZM192 71H193V70H192ZM195 71H199V70L197 69V70H195ZM218 71H219V70H218ZM218 71H217V73H218ZM14 72H15V71H14ZM16 72H17V71H16ZM27 72H28V71H27ZM31 72H32V70H31ZM68 72H69V71H68ZM72 72H73V71H72ZM87 72H88V71H87ZM98 72H99V71H98ZM101 72H102V71H101ZM116 72H117V71L115 70V73H116ZM119 72H120V71H119ZM231 72H232V71H231ZM231 72H230V73H231ZM236 72H237V71H236ZM236 72H235V73H236ZM29 73H30V71H29ZM69 73H70V72H69ZM146 73H147V72H146ZM182 73H183V72H182ZM24 74H25V73H24ZM38 74H39V73H38ZM73 74H74V72H73ZM147 74H148V73H147ZM196 74H197V73H196ZM196 74H194V75H196ZM199 74H200V73H199ZM219 74H220V73H219ZM221 74H222V73H221ZM240 74H241V73H240ZM0 75H1V74H0ZM10 75H11V74H10ZM16 75H17V74H16ZM21 75H22V73H21ZM31 75H32V74H31ZM46 75H47V74H46ZM49 75H50V74H49ZM67 75H68V74H67ZM94 75H95V74H94ZM99 75H100V74H99ZM185 75H186V74H185ZM217 75H218V74H217ZM235 75H238V74H235ZM14 76H15V75H14ZM64 76H65V75H64ZM112 76H113V75H112ZM160 76H161V75H160ZM160 76H159V77H160ZM198 76H200V75H197V78H198ZM205 76H206V75H205ZM232 76H233V75H232ZM232 76H231V77H232ZM12 77H13V75H12ZM25 77H26V76H25ZM33 77H35V76H33ZM40 77H41V76H40ZM69 77H70V76H69ZM72 77H73V76H72ZM155 77H156V76H155ZM189 77H190V76H189ZM192 77H193V76H192ZM202 77H203V76H202ZM225 77H226V76H225ZM229 77H230V76H227L228 79H229ZM28 78H30V77H28ZM61 78H62V77H61ZM85 78H86V77H85ZM194 78H195V77H194ZM206 78H207V77H206ZM15 79H16V78H15ZM54 79H55V78H54ZM57 79H58V78H57ZM57 79H56V80H57ZM62 79H63V78H62ZM66 79H67V78H66ZM102 79H103V78H102ZM113 79H114V78H113ZM187 79H188V78H187ZM198 79H199V78H198ZM200 79H201V78H200ZM225 79H226V78H225ZM234 79H235V78H234ZM18 80H19V78H18ZM18 80H17V82H18ZM29 80H31V79H29ZM67 80H68V79H67ZM74 80H75V79H74ZM76 80H77V79H76ZM115 80H116V79H115ZM185 80H186V79H185ZM190 80H192V79H190ZM229 80H230V79H229ZM229 80H228V81H229ZM232 80H233V79H232ZM12 81H13V78H12ZM12 81H11V82H12ZM34 81H35V79H34ZM63 81H66V80H63ZM85 81H86V80H85ZM161 81H162V80H161ZM172 81H173V80H172ZM175 81H176V80H175ZM5 82H6V81H5ZM22 82H24V81H22ZM60 82H61V81H60ZM70 82H72V81H70ZM89 82H90V79H89ZM189 82H190V81H189ZM7 83H9V82H7ZM64 83H65V82H64ZM122 83H123V82H122ZM181 83H182V82H181ZM191 83H192V82H191ZM0 84H1V82H0ZM17 84H18V83H17ZM36 84H37V83H36ZM76 84H77V83H76ZM85 84H86V83H85ZM161 84H162V83H161ZM5 85H7V84H5ZM15 85H16V84H14V86H15ZM24 85H25V84H24ZM30 85H31V84H30ZM64 85H65V84H64ZM143 85H144V84H143ZM172 85H173V84H172ZM177 85H178V84H177ZM189 85H190V84H189ZM248 85H249V84H248ZM9 86H10V85H9ZM12 86H13V85H12ZM21 86H23V85H21ZM26 86H27V84H26ZM36 86H37V85H36ZM60 86H61V85H60ZM166 86H167V85H166ZM169 86H170V85H169ZM180 86H181V84H180ZM183 86H184V84H183ZM10 87H11V86H10ZM42 87H43V86H42ZM74 87H75V86H74ZM175 87H176V86H175ZM240 87H241V86H240ZM240 87H239V88H240ZM242 87H243V86H242ZM242 87H241V88H242ZM244 87L246 88V85H245ZM244 87H243V88H244ZM249 87H250V85H249ZM6 88H7V87H6ZM33 88H34V87H33ZM46 88H47V87H46ZM55 88H56V87H55ZM122 88H123V86H122ZM166 88H167V87H166ZM173 88H174V87H173ZM178 88H179V87H178ZM245 88H244V89H245ZM247 88H248V87H247ZM23 89H24V88H23ZM40 89H41V88H40ZM75 89H77V88H75ZM150 89H151V88H150ZM153 89H154V88H153ZM175 89H176V88H175ZM181 89H182V88H181ZM233 89H234V88H233ZM237 89H238V88H237ZM11 90H12V88H11ZM25 90H26V89H25ZM30 90H32V87H31ZM30 90H29V91H30ZM34 90H35V89H34ZM207 90H208V89H207ZM222 90H223V89H222ZM246 90H247V89H246ZM27 91H28V90H27ZM128 91H129V90H128ZM137 91H138V90H137ZM150 91H151V90H150ZM174 91H175V90H174ZM236 91H237V90H236ZM254 91H255V90H254ZM7 92H8V90H7ZM23 92H24V91H23ZM31 92H32V91H31ZM43 92H44V91H43ZM63 92H64V91H63ZM74 92H75V91H74ZM121 92H122V91H121ZM141 92H142V91H141ZM169 92H170V91H169ZM172 92H173V91H172ZM177 92H178V91H177ZM179 92H180V91H179ZM186 92H187V91H186ZM209 92H212V91H209ZM248 92H249V91H248ZM251 92H253V91H251ZM10 93H11V92H10ZM10 93H8V95H10ZM12 93H13V92H12ZM18 93H20V91H19ZM21 93H22V92H21ZM24 93H25V92H24ZM84 93H86V92H84ZM128 93H129V92H128ZM134 93H135V92H134ZM155 93H156V92H155ZM170 93H171V92H170ZM191 93H193V92H191ZM191 93H190V94H191ZM197 93H198V92H197ZM205 93H206V92H205ZM221 93H222V92H221ZM231 93H232V92H231ZM234 93H236V92H234ZM238 93H239V92H238ZM13 94H14V93H13ZM61 94H62V93H61ZM126 94H127V93H126ZM131 94H132V92H131ZM143 94H144V93H143ZM207 94H208V93H207ZM251 94H252V93H251ZM27 95H28V94H27ZM34 95H35V94H34ZM41 95H42V94H41ZM52 95H53V93H52ZM105 95H106V94H105ZM118 95H119V94H118ZM178 95H179V94H178ZM194 95H195V94H194ZM239 95H240V94H239ZM241 95H243V94H241ZM249 95H250V94H249ZM3 96H4V95H3ZM13 96H14V95H13ZM30 96H31V95H30ZM55 96H56V95H55ZM68 96H69V95H68ZM128 96H129V95H128ZM134 96H135V95H134ZM140 96H141V95H140ZM144 96H145V95H144ZM147 96H148V95H147ZM175 96H176V95H175ZM184 96H185V95H184ZM246 96H247V95H246ZM28 97H29V96H28ZM31 97H32V96H31ZM35 97H36V96H35ZM123 97H124V96H123ZM137 97H138V96H137ZM177 97H178V96H177ZM207 97H208V96H207ZM231 97H232V96H231ZM231 97H230V99H231ZM234 97H235V96H234ZM237 97H239V96H237ZM241 97H242V96H241ZM4 98H5V97H4ZM7 98H8V96H7ZM9 98H10V97H9ZM12 98H13V97H12ZM14 98H16V95H15ZM45 98H46V97H45ZM76 98H77V97H76ZM126 98H129V97L126 96ZM134 98H135V97H134ZM134 98H133V99H134ZM140 98H141V97H140ZM153 98H154V97H153ZM172 98H173V97H172ZM189 98H190V97H189ZM28 99H29V98H28ZM38 99H39V98H38ZM66 99H67V98H66ZM155 99H156V98H155ZM155 99H154V100H155ZM167 99H168V98H167ZM187 99H188V98H187ZM191 99H192V98H191ZM199 99H200V98H199ZM199 99H198V100H199ZM205 99H206V98H205ZM223 99H224V98H223ZM228 99H229V98H228ZM263 99H264V98H263ZM263 99H262V100H263ZM13 100H14V99H13ZM84 100H85V99H84ZM96 100H97V99H96ZM118 100H119V99H118ZM127 100H128V99H127ZM189 100H190V99H189ZM194 100H195V99H194ZM206 100H207V99H206ZM256 100H257V99H256ZM2 101H3V100H2ZM9 101H10V99H9ZM31 101H32V100H31ZM47 101H48V100H47ZM77 101H78V100H77ZM89 101H90V100H89ZM115 101H116V100H115ZM115 101H114V102H115ZM131 101H132V100H131ZM133 101H134V100H133ZM136 101H137V100H136ZM143 101H144V100H143ZM190 101H191V100H190ZM201 101H202V100H201ZM216 101H217V100H216ZM258 101H259V100H258ZM11 102H12V101H11ZM24 102H25V101H24ZM27 102H28V101H27ZM32 102H33V101H32ZM35 102H36V101H35ZM79 102H82V101H79ZM87 102H88V101H87ZM90 102H92V101H90ZM90 102H88V103H90ZM114 102H113V103H114ZM122 102H123V101H122ZM122 102H120V103H122ZM195 102H196V101H195ZM203 102H204V101H203ZM261 102H262V101H261ZM6 103H7V102H6ZM28 103H29V102H28ZM41 103H42V102H41ZM51 103H52V102H51ZM72 103H73V101H72ZM117 103H118V102H117ZM134 103H135V102H134ZM141 103H142V102H141ZM169 103H170V102H169ZM178 103H179V102H178ZM197 103H199V102H197ZM200 103H201V102H200ZM200 103H199V104H200ZM20 104H21V103H20ZM46 104H47V103H46ZM90 104H91V103H90ZM123 104H124V103H123ZM158 104H159V103H158ZM164 104H165V103H164ZM209 104H210V103H209ZM232 104H233V103H232ZM247 104H248V103H247ZM247 104H246V105H247ZM5 105H6V104H5ZM14 105H16V104H14ZM23 105H24V104H23ZM29 105H30V104H29ZM82 105H83V104H82ZM121 105H122V104H121ZM132 105H133V104H132ZM151 105H152V104H151ZM166 105H167V104H166ZM186 105H188V104H186ZM200 105H201V104H200ZM10 106H12V105H10ZM20 106H21V105H20ZM25 106H26V105H25ZM30 106H32V105H30ZM35 106H36V105H35ZM37 106H38V105H37ZM108 106H109V105H108ZM147 106H148V105H147ZM156 106H157V105H156ZM170 106H171V105H170ZM195 106H196V105H195ZM224 106H225V105H224ZM258 106H259V105H258ZM5 107H6V106H5ZM7 107H8V106H7ZM16 107H18V106H16ZM87 107H88V105H87ZM110 107H111V106H110ZM188 107H189V106H188ZM227 107L229 108V106H227ZM227 107H226V108H227ZM9 108H10V107H9ZM25 108H26V107H25ZM28 108H29V107H28ZM28 108H27V109H28ZM46 108H47V107H46ZM82 108H83V107H82ZM149 108H151V107L149 106ZM190 108H191V107H190ZM232 108H233V107H232ZM257 108H258V107H257ZM12 109H13V107H12ZM14 109H15V107H14ZM29 109H30V108H29ZM40 109H41V108H40ZM43 109H44V108H43ZM43 109H42V110H43ZM50 109H52V108H50ZM60 109H61V107H60ZM130 109H131V108H130ZM161 109H162V108H161ZM217 109H218V108H217ZM259 109H261V107H260ZM7 110H8V109H7ZM54 110H55V109H54ZM107 110H108V108H107ZM141 110H142V109H141ZM141 110H140V112H141ZM146 110H147V109H146ZM168 110H169V109H168ZM172 110H173V109H172ZM187 110H188V109H187ZM220 110H221V109H220ZM226 110H228V109H226ZM0 111H1V110H0ZM19 111H21V110H19ZM149 111H150V110H149ZM162 111H163V110H162ZM195 111H196V110H195ZM212 111H213V109H212ZM221 111H222V110H221ZM224 111H225V110H224ZM229 111H230V110H229ZM236 111H237V109H236ZM254 111H255V109H254ZM256 111H257V110H256ZM258 111H259V110H258ZM262 111H264V110H262ZM7 112H8V111H7ZM14 112H15V111H14ZM16 112H17V111H16ZM26 112H27V111H26ZM41 112H42V111H41ZM47 112H48V111H47ZM110 112H111V110H110ZM137 112H138V111H137ZM177 112H178V111H177ZM180 112H181V111H180ZM205 112L207 113V111H205ZM233 112H234V111H233ZM19 113H20V112H19ZM22 113H23V112H22ZM28 113H30V112H28ZM33 113H35V112H33ZM59 113H60V112H59ZM128 113H129V112H128ZM135 113H136V111H135ZM165 113H166V112H165ZM202 113H203V112H202ZM215 113H216V112H215ZM215 113H214V114H215ZM221 113H222V112H221ZM246 113H248V112H246ZM246 113H245V114H246ZM255 113H257V112H255ZM258 113H259V112H258ZM263 113H264V112H263ZM38 114H39V113H38ZM44 114H45V113H44ZM109 114H110V113H109ZM144 114H145V113H144ZM151 114H152V113H151ZM157 114H158V113H157ZM191 114H192V113H191ZM195 114H196V113H194V115H195ZM218 114H219V113H218ZM218 114H217V115H218ZM225 114L227 115L226 112H225ZM228 114H229V112H228ZM245 114H244V115H245ZM14 115H15V114H14ZM22 115H24V114H22ZM29 115H30V114H29ZM41 115H42V114H41ZM54 115H55V114H54ZM89 115H90V114H89ZM110 115H111V114H110ZM130 115H131V114H130ZM211 115H212V114H211ZM231 115H232V114H231ZM233 115H234V114H233ZM233 115H232V116H233ZM250 115H252V114H250ZM25 116H26V115H25ZM34 116H35V115H34ZM37 116H38V115H37ZM47 116H48V115H47ZM47 116H46V117H47ZM90 116H91V115H90ZM93 116H94V115H93ZM104 116H105V115H104ZM116 116H117V114H116ZM184 116H185V115H184ZM188 116H190V115H188ZM188 116L185 117V119H186V118L188 119ZM197 116H198V115H197ZM252 116H253V115H252ZM257 116H258V115H257ZM1 117H2V115H1ZM6 117H7V116H6ZM9 117H10V116H9ZM43 117H44V116H43ZM49 117H50V116H49ZM98 117H99V116H98ZM121 117H122V116H121ZM127 117H128V116H127ZM168 117H169V116H168ZM195 117H196V116H195ZM195 117H194V118H195ZM205 117H208V115L205 116ZM205 117H204V118H205ZM210 117H211V116H210ZM215 117H216V115H215ZM221 117H222V116H221ZM223 117H225V116H223ZM226 117H227V116H226ZM243 117H244V116H243ZM10 118H11V117H10ZM14 118H15V117H14ZM14 118H13V119H14ZM22 118H23V117H22ZM31 118H32V117H31ZM38 118H39V117H38ZM159 118H160V117H159ZM170 118H171V117H170ZM170 118H169V119H170ZM199 118H200V115H199ZM211 118H212V117H211ZM258 118H259V117H258ZM16 119H17V118H16ZM16 119H15V120H16ZM23 119H24V118H23ZM26 119H27V118H26ZM29 119H30V118H29ZM40 119H41V118H40ZM47 119H48V117H47ZM55 119H56V118H55ZM66 119H68V118H66ZM66 119H65V120H66ZM69 119H70V118H69ZM74 119H75V118H74ZM74 119H73V120H74ZM139 119H140V118H139ZM172 119H173V118H172ZM172 119H171V120H172ZM197 119H198V117H197ZM215 119H216V118H215ZM221 119H222V118H221ZM225 119H226V118H225ZM37 120H38V119H37ZM42 120H43V119H42ZM53 120H54V119H53ZM71 120H72V118H71ZM89 120H90V118H89ZM107 120H108V119H107ZM136 120H137V119H136ZM152 120H153V119H152ZM152 120H151V121H152ZM160 120H161V119H160ZM182 120H183V119H182ZM191 120H192V119H191ZM193 120L195 121V119H193ZM217 120H218V119H217ZM222 120H223V119H222ZM28 121H29V120H28ZM31 121H32V119H31ZM49 121H50V120H49ZM67 121H68V120H67ZM126 121H127V120H126ZM141 121H142V120H141ZM172 121H173V120H172ZM243 121H244V120H243ZM261 121H262V120H261ZM11 122H12V121H11ZM17 122H18V121H17ZM47 122H48V120H47ZM55 122H56V121H55ZM83 122H84V121H83ZM134 122H135V121H134ZM183 122L186 124L185 121H183ZM183 122H182V124H183ZM190 122H191V121H190ZM192 122H193V121H192ZM14 123H15V122H14ZM14 123H12V124H14ZM96 123H97V122H96ZM123 123H124V122H123ZM130 123H131V121H130ZM153 123H154V122H153ZM188 123H189V122H188ZM196 123H197V122H196ZM6 124H7V123H6ZM19 124H20V123H19ZM33 124H34V123H33ZM53 124H54V123H53ZM73 124H74V123H73ZM76 124H77V123H76ZM101 124H102V123H101ZM106 124H109V123H106ZM114 124H115V123H114ZM151 124H152V123H151ZM163 124H164V123H163ZM174 124H175V123H174ZM189 124H190V123H189ZM216 124H217V123H216ZM231 124H232V123H231ZM250 124H251V123H250ZM4 125H5V124H4ZM15 125H16V123H15ZM20 125H21V124H20ZM71 125H72V124H71ZM81 125H83V124H81ZM93 125H94V124H93ZM104 125H105V124H104ZM141 125H142V124H141ZM156 125L158 126V123H156ZM160 125H162V124H160ZM183 125H184V124H183ZM187 125H188V124H187ZM191 125H192V124H191ZM193 125H194V124H193ZM207 125L209 126V124H207ZM207 125H206V126H207ZM6 126H7V125H6ZM10 126H11V125H10ZM45 126H46V125H45ZM76 126H78V125H76ZM86 126H87V125H86ZM97 126H98V125H97ZM109 126H110V125H109ZM137 126H138V125H137ZM164 126H165V125H164ZM206 126H205V127H206ZM215 126H217V125H215ZM4 127H5V126H4ZM11 127H12V126H11ZM42 127H43V126H42ZM69 127H71V126H69ZM113 127H115V126H113ZM151 127H152V126H151ZM166 127H167V126H166ZM180 127H181V126H180ZM186 127H187V126H186ZM205 127H204V129H205ZM210 127L212 128V125H210ZM19 128H20V126H19ZM34 128H35V127H34ZM105 128H106V127H105ZM108 128L110 129V127H108ZM135 128H136V126H135ZM148 128H149V127H148ZM148 128H147V129H148ZM167 128H168V127H167ZM181 128H182V127H181ZM199 128H200V127H199ZM199 128H198V130H199ZM201 128H202V127H201ZM201 128H200V130H201ZM206 128H207V127H206ZM224 128H225V127H223V129H224ZM16 129H17V128H16ZM23 129H24V128H23ZM83 129H84V128H83ZM94 129H95V128H94ZM139 129H140V128H139ZM143 129H144V128H143ZM152 129H153V128H152ZM207 129H208V128H207ZM209 129H210V128H209ZM219 129H220V128H219ZM229 129H230V128H229ZM233 129H234V128H233ZM256 129H257V128H256ZM24 130H25V129H24ZM35 130H36V129H35ZM42 130H43V128H42ZM70 130H71V129H70ZM85 130H86V129H85ZM192 130H193V129H192ZM220 130H221V129H220ZM11 131H12V129H11ZM25 131H26V130H25ZM31 131H32V130H31ZM75 131H76V130H75ZM105 131H106V130H105ZM115 131H116V130H115ZM143 131H145V129H144ZM148 131H149V130H148ZM221 131H222V130H221ZM228 131H229V130H228ZM3 132H4V131H3ZM8 132H9V131H8ZM14 132H15V131H14ZM14 132H13V133H14ZM76 132H77V131H76ZM85 132H87V131H85ZM117 132H118V131H117ZM130 132H131V131H130ZM213 132H214V130H213ZM232 132H233V131H232ZM248 132H249V131H248ZM250 132H251V131H250ZM6 133H7V132H6ZM6 133H5V134H6ZM13 133H12V134H13ZM17 133H18V132H17ZM17 133L15 134L16 136H17ZM19 133H20V131H19ZM22 133H23V132H22ZM41 133H42V132H41ZM87 133H88V132H87ZM95 133H96V132H95ZM111 133H112V132H111ZM178 133H179V132H178ZM191 133H192V132H191ZM199 133H200V132H199ZM209 133H210V132H209ZM219 133H220V132H219ZM233 133H234V132H233ZM233 133H232L231 135H233ZM236 133H239V132H236ZM244 133H245V132H244ZM251 133H252V132H251ZM2 134H3V133H2ZM24 134H26V133H24ZM29 134H30V133H29ZM75 134H76V133H75ZM143 134H144V133H143ZM171 134H172V133H171ZM189 134H190V133H189ZM211 134H213V133H211ZM248 134H249V133H248ZM9 135H10V134H9ZM36 135H37V133H36ZM195 135H196V134H195ZM218 135H219V134H218ZM3 136H4V135H3ZM20 136H22V135H20ZM27 136H28V135H27ZM85 136H86V135H85ZM87 136H88V135H87ZM93 136H94V135H93ZM204 136H205V135H204ZM213 136H214V135H213ZM213 136H211V137H213ZM224 136H225V135H224ZM261 136H262V135H261ZM261 136H260V137H261ZM25 137H26V136H25ZM209 137H210V136H209ZM229 137H230V136H229ZM235 137H236V135H235ZM257 137H258V136H257ZM34 138H35V137H34ZM41 138H42V137H41ZM76 138H77V137H76ZM83 138H84V137H83ZM96 138H97V137H96ZM107 138H108V137H107ZM151 138H152V137H151ZM153 138H154V137H153ZM230 138H231V137H230ZM236 138H237V137H236ZM240 138H241V137H240ZM245 138H248V137H245ZM261 138H262V137H261ZM8 139H9V138H8ZM13 139H14V137H13ZM17 139H18V138H17ZM25 139H27V138H25ZM65 139L67 140V138H65ZM92 139H93V138H92ZM94 139H95V138H94ZM94 139H93V140H94ZM120 139H121V138H120ZM122 139H123V138H122ZM143 139H144V138H143ZM145 139H146V138H145ZM185 139H186V138H185ZM216 139H218V138H216ZM216 139H215V140H216ZM222 139H223V138H222ZM243 139H244V138H243ZM257 139H258V138H257ZM262 139H263V138H262ZM21 140H22V139H21ZM32 140H33V139H32ZM35 140H36V139H35ZM54 140H55V139H54ZM66 140H65V141H66ZM93 140H92V141H93ZM98 140H101V139H98ZM110 140H111V139H110ZM110 140H109V142H110ZM115 140H116V139H115ZM136 140H137V138H136ZM208 140H210V139H208ZM229 140H230V139H229ZM229 140H227V141H229ZM237 140H238V139H237ZM248 140H249V139H248ZM29 141H30V137H29ZM65 141H64V142H65ZM84 141H85V140H84ZM152 141H153V140H152ZM173 141H174V140H173ZM249 141H250V140H249ZM257 141H258V140H257ZM263 141H264V140H263ZM263 141H262V142H263ZM8 142H9V141H8ZM12 142H13V141H12ZM14 142L16 143V141H14ZM25 142H26V140H25ZM56 142H57V141H56ZM133 142H134V141H133ZM136 142H137V141H136ZM136 142H135V143H136ZM138 142H139V141H138ZM184 142H185V141H184ZM215 142H217V141H215ZM18 143H19V142H18ZM33 143H34V142H33ZM62 143H63V142H62ZM77 143H78V140H77ZM116 143H118V142H116ZM141 143H142V142H141ZM163 143H164V142H163ZM169 143H170V141H169ZM196 143H197V142H196ZM220 143H221V142H220ZM236 143H237V142H236ZM246 143H247V142H246ZM246 143H245V145H246ZM28 144H29V143H28ZM50 144H51V143H50ZM65 144H66V143H65ZM138 144H139V143H138ZM145 144H146V143H145ZM197 144H198V143H197ZM202 144H203V143H202ZM209 144H210V143H209ZM209 144H208V145H209ZM225 144H226V143H225ZM225 144L222 143V145H225ZM227 144H228V143H227ZM229 144H230V143H229ZM253 144H254V143H253ZM262 144H263V143H262ZM4 145H5V143H4ZM30 145H31V144H30ZM42 145H43V144H42ZM56 145H57V144H56ZM92 145H93V144H92ZM95 145H96V142H95ZM99 145H100V144H99ZM115 145H116V144H115ZM141 145H142V144H141ZM141 145H140V146H141ZM164 145H165V144H164ZM212 145H213V144H212ZM216 145H217V143H216ZM216 145L214 144V146L218 148V146H216ZM222 145H221V147H222ZM232 145H233V144H232ZM245 145H244V147H247V145H246V146H245ZM248 145H249V143H248ZM263 145H264V144H263ZM17 146H19V145H17ZM35 146H36V145H35ZM44 146H46V145H44ZM125 146H126V144L124 145V147H125ZM140 146H139V148H140ZM161 146H162V145H161ZM204 146H205V145H204ZM210 146H211V145H210ZM259 146H261V144H260ZM12 147H13V146H12ZM14 147H15V146H14ZM20 147H22V146L20 145ZM20 147H19V148H20ZM53 147H54V146H53ZM91 147H92V146H91ZM131 147H132V146H131ZM163 147H166V146H163ZM202 147H203V145H202ZM205 147H208V146L206 145ZM228 147H229V145H228ZM248 147H249V146H248ZM0 148H1V147H0ZM38 148H39V147H38ZM46 148H48V146H47ZM73 148H74V147H73ZM88 148H89V146H88ZM112 148H113V147H112ZM116 148H117V147H116ZM120 148H121V147H120ZM137 148H138V147H137ZM139 148H138V149H139ZM158 148H159V147H158ZM231 148H233V147L231 146ZM254 148H255V147H254ZM254 148H253V149H254ZM257 148H258V147H257ZM3 149H4V148H3ZM15 149H16V148H15ZM82 149H83V148H82ZM91 149H92V148H91ZM91 149H90V150H91ZM93 149H94V148H93ZM107 149H109V148H107ZM184 149H185V148H184ZM26 150H28V149H26ZM26 150H25V151H26ZM94 150H95V149H94ZM111 150H112V149H111ZM115 150H116V149H115ZM117 150H118V149H117ZM117 150H116V151H117ZM157 150H158V149H157ZM157 150H156V151H157ZM177 150H178V149H177ZM199 150H201V149L199 148ZM220 150H221V149H220ZM220 150H219V151H220ZM230 150H231V149H229V151H230ZM246 150L248 151V149H246ZM108 151H109V150H108ZM116 151H115V152H116ZM211 151H212V150H211ZM222 151H223V150H222ZM3 152H4V151H3ZM33 152H34V151H33ZM97 152H98V151H97ZM167 152H168V151H167ZM167 152H166V153H167ZM199 152H200V151H199ZM256 152H257V150H256ZM256 152H255V153H256ZM5 153H6V152H5ZM13 153H14V152H13ZM28 153H29V152H28ZM47 153H48V152H47ZM98 153H99V152H98ZM109 153H110V152H109ZM118 153H119V150H118ZM179 153H181V152L179 151ZM203 153H204V152H203ZM206 153H207V151H206ZM209 153H210V152H209ZM222 153H223V152H222ZM7 154H8V153H7ZM17 154H20V153H17ZM21 154H22V153H21ZM21 154H20V155H21ZM25 154H27V153H25ZM43 154H44V153H43ZM49 154H50V153H49ZM110 154H111V153H110ZM154 154H155V153H154ZM204 154H205V153H204ZM204 154H203V155H204ZM212 154H213V152H212ZM212 154H211V155H212ZM218 154H219V153H218ZM253 154H254V153H253ZM253 154H252V155H253ZM32 155H33V154H32ZM34 155L36 156L35 153H34ZM34 155H33V157H34ZM141 155H142V154H141ZM141 155H140V156H141ZM164 155H165V154H164ZM182 155H183V154H182ZM226 155H227V154H226ZM258 155H259V154H258ZM47 156H48V155H47ZM61 156H62V155H61ZM155 156H156V155H155ZM160 156H161V155H160ZM196 156H197V155H196ZM227 156H228V155H227ZM236 156H237V155H236ZM244 156H245V155H244ZM250 156H251V155H250ZM254 156H255V155H254ZM3 157H4V156H3ZM3 157H2V158H3ZM44 157H45V156H44ZM55 157H56V156H55ZM55 157H54V158H55ZM141 157H142V156H141ZM209 157H210V156H209ZM218 157H219V156H217V158H218ZM233 157H234V156H233ZM7 158H8V156H7ZM15 158H16V157H15ZM46 158H47V157H46ZM46 158H44V159H46ZM120 158H121V157H120ZM160 158H161V157H160ZM197 158H198V157H197ZM212 158H213V157H212ZM212 158H211V160H212ZM220 158H221V157H220ZM253 158H254V157H253ZM0 159H1V158H0ZM10 159H11V158H10ZM13 159H14V158H13ZM32 159H33V158H32ZM41 159H43V158H41ZM144 159H145V158H144ZM195 159H196V158H195ZM202 159H204V157H203ZM215 159H216V158H215ZM235 159H237V158H235ZM249 159H250V158H249ZM4 160H6V159H4ZM15 160H20V159H15ZM49 160H50V159H49ZM60 160H62V159L60 158ZM147 160H148V159H147ZM147 160H146V161H147ZM232 160L234 161V159H232ZM244 160H245V157H244ZM25 161H26V160H25ZM25 161H24V162H25ZM31 161H32V160H31ZM36 161H37V160H36ZM51 161H52V159H51ZM78 161H79V160H78ZM103 161H104V160H103ZM161 161H162V160H161ZM163 161H164V160H163ZM206 161H207V160H206ZM206 161L204 160V162H206ZM217 161H218V160H217ZM250 161H252V160H250ZM2 162H3V161H2ZM2 162H1V163H2ZM5 162H7V161H5ZM24 162H23V163H24ZM58 162H59V161H58ZM58 162H57V163H58ZM148 162H149V161H148ZM179 162H180V161H179ZM195 162H197V161H195ZM199 162H200V161H199ZM202 162H203V161H202ZM231 162H232V161H231ZM234 162H235V161H234ZM244 162H245V161H244ZM246 162H247V161H246ZM257 162H258V161H257ZM1 163H0V165H1ZM7 163H9V162H7ZM33 163H34V162H33ZM33 163H32V164H33ZM37 163H38V162H37ZM60 163H61V162H60ZM82 163H83V162H82ZM98 163H99V162H98ZM141 163H142V162H141ZM153 163H154V162H153ZM168 163H169V162H168ZM193 163H194V162H193ZM235 163H236V162H235ZM249 163H250V162H249ZM249 163H248V164H249ZM251 163H252V162H251ZM16 164H17V163H16ZM20 164H22V163H20ZM80 164H81V163H80ZM170 164H171V163H170ZM195 164H196V163H195ZM198 164H199V163H198ZM198 164H196V165H198ZM221 164H222V163H221ZM237 164H238V162H237ZM2 165H3V164H2ZM4 165H5V164H4ZM38 165H39V164H38ZM44 165H46V164H44ZM50 165H51V164H50ZM56 165H57V164H56ZM82 165H83V164H82ZM193 165H194V164H193ZM222 165H223V164H222ZM233 165H234V164H233ZM241 165H242V167H243V164H241ZM19 166H21V165H19ZM28 166H29V165H28ZM30 166H31V165H30ZM32 166H33V165H32ZM40 166H41V164H40ZM42 166H43V164H42ZM58 166H59V165H58ZM65 166H66V165H65ZM93 166H94V164H93ZM115 166H116V165H115ZM132 166H133V165H132ZM135 166H136V165H134V168H135ZM153 166H154V165H153ZM177 166H178V165H177ZM207 166H208V165H207ZM219 166H220V165H219ZM228 166H229V165H228ZM3 167H4V166H3ZM6 167H8V165H7ZM46 167H47V165H46ZM62 167H63V166H62ZM69 167H70V166H69ZM85 167H86V166H85ZM87 167H88V166H87ZM130 167H131V166H130ZM130 167H129V168H130ZM161 167H162V166H161ZM184 167H185V166H184ZM186 167H187V166H186ZM186 167H185V168H186ZM205 167H206V166H205ZM221 167H222V166H221ZM223 167H224V166H223ZM237 167H238V166H237ZM239 167H240V166H239ZM11 168H12V167H11ZM25 168H28V167H25ZM29 168H30V167H29ZM52 168H53V167H51V168H49V169H52ZM63 168H64V167H63ZM91 168H92V167H91ZM115 168H116V167H115ZM115 168H114V169H115ZM123 168H124V167H123ZM129 168H128V169H129ZM132 168H133V167H132ZM136 168H137V167H136ZM150 168H151V167H150ZM166 168H167V166H166ZM173 168H174V167H173ZM179 168H180V167H179ZM190 168H191V167H190ZM0 169H1V168H0ZM3 169H4L3 171L5 172V168H3ZM8 169H9V167H8ZM17 169H18V168H17ZM44 169H45V168H44ZM57 169H58V168H57ZM57 169H56V170H57ZM118 169H119V168H118ZM118 169H117L116 171H118ZM141 169H142V168H141ZM141 169H140V170H141ZM160 169H161V168H160ZM224 169H225V168H224ZM236 169H237V168H236ZM37 170H38V169H37ZM47 170H48V169H47ZM59 170H60V169H59ZM72 170H73V169H72ZM80 170H81V169H80ZM88 170H89V169H88ZM111 170H112V168H111ZM126 170H127V169H126ZM129 170H130V169H129ZM162 170H163V169H162ZM177 170H178V169H177ZM194 170H195V168H194ZM11 171H13V170H11ZM48 171H49V170H48ZM51 171H52V172H55L54 170H51ZM75 171H76V170H75ZM83 171H84V170H83ZM120 171H121V170H120ZM180 171H181V170H180ZM186 171H187V170H186ZM234 171H235V170H234ZM236 171H238V170H236ZM243 171H244V170H243ZM243 171H242V172H243ZM24 172H25V171H24ZM38 172H39V170H38ZM73 172H74V171H73ZM123 172H124V171H123ZM123 172H122V173H123ZM127 172H128V171H127ZM136 172H138V171H136ZM161 172H162V171H161ZM170 172H172V171H170ZM193 172H195V171H193ZM205 172H207V171H205ZM205 172H204V173H205ZM208 172H209V171H208ZM238 172H239V171H238ZM43 173H44V172H43ZM64 173H65V172H64ZM83 173H84V172H83ZM87 173H88V172H87ZM114 173H115V170H114ZM118 173H119V172H118ZM132 173H133V172H132ZM176 173H177V172H176ZM185 173H186V172H185ZM246 173H247V172H246ZM6 174H7V173H6ZM9 174H10V173H9ZM14 174H17V171H16V173H14ZM23 174H24V173H23ZM59 174H61V173H59ZM65 174H66V173H65ZM84 174H85V173H84ZM157 174H158V172H157ZM213 174H214V173H213ZM234 174H235V173H234ZM7 175H8V174H7ZM10 175H11V174H10ZM24 175H25V174H24ZM45 175H46V174H45ZM54 175H55V174H54ZM119 175H120V174H119ZM121 175H122V174H121ZM137 175H139V174H137ZM155 175H156V174H155ZM164 175H165V174H164ZM208 175H209V174H208ZM208 175H207V176H208ZM214 175H215V174H214ZM1 176H4V175H1ZM5 176H6V175H5ZM16 176H18V175H16ZM37 176H38V175H37ZM65 176H66V175H65ZM67 176H68V175H67ZM67 176H66V177H67ZM92 176H94V173H93ZM101 176H102V175H101ZM122 176H123V175H122ZM131 176H134V175H131ZM156 176H157V175H156ZM178 176H179V175H178ZM196 176H197V175H196ZM203 176H204V175H203ZM203 176H202V177H203ZM207 176H206V177H207ZM223 176H224V175H223ZM7 177H8V179H10L9 176H7ZM20 177H21V176H20ZM20 177H19L18 180H20ZM58 177H59V175H58ZM68 177H69V176H68ZM84 177H86V176H84ZM148 177H149V176H148ZM166 177H167V176H166ZM204 177H205V176H204ZM11 179H12V177H11ZM13 179H15V177H13ZM16 179H17V177H16ZM16 179H15V180H16ZM43 179H44V177H43ZM55 179H56V177H55ZM126 179H127V177H126ZM126 179H125V180H126ZM134 179L136 180V177H134ZM161 179H162V176H161ZM167 179H168V177H167ZM223 179H224V177H223ZM229 179H231V177H229ZM2 180H3V179H2ZM2 180H1V181H2ZM6 180H7V179H6ZM15 180H14V181H15ZM45 180H46V179H45ZM53 180H54V177H53ZM153 180H154V179H153ZM203 180H204V179H203ZM216 180H217V179H216ZM219 180H220V179H219ZM224 180H225V179H224ZM227 180H228V179H227ZM231 180H232V179H231ZM3 181L5 182V179H4ZM8 181H9V180H8ZM47 181H48V180H47ZM49 181H50V176H49ZM59 181H61V179H60ZM59 181H58V183H59ZM79 181H80V180H79ZM85 181H86V180H85ZM92 181H93V180H92ZM103 181H104V180H103ZM105 181H106V180H105ZM105 181H104V182H105ZM117 181H118V180H117ZM126 181H127V180H126ZM137 181H138V180H137ZM139 181H141V180L139 179ZM146 181H147V180H146ZM4 182H3V183H4ZM6 182H7V181H6ZM39 182H40V181H38V183H39ZM42 182H43V181H42ZM45 182H46V181H45ZM55 182H56V181H55ZM55 182H54V183H55ZM89 182H90V181H89ZM96 182H97V180H96ZM104 182H103V183H104ZM174 182H175V181H174ZM174 182H173V183H174ZM184 182H186V177H185V181H184ZM189 182H190V181H189ZM219 182H220V181H219ZM232 182H233V181H232ZM3 183H1V184H3ZM12 183H13V182H12ZM48 183H49V182H48ZM62 183H63V182H62ZM64 183L67 184L66 182H64ZM78 183H79V182H78ZM81 183H82V182H81ZM128 183H129V182H128ZM240 183H241V182H240ZM1 184H0V185H1ZM5 184H6V183H5ZM9 184H10V183H9ZM51 184H52V182H51ZM51 184H50V186H51ZM89 184H90V183H89ZM110 184H111V183H110ZM179 184H180V183H179ZM188 184H190V183H188ZM203 184H204V183H203ZM211 184H212V183H211ZM218 184H219V183H218ZM6 185H7V184H6ZM15 185H17V184H15ZM25 185H26V184H25ZM39 185H43V184L41 183V184H39ZM56 185H57V182H56ZM59 185H60V184H59ZM80 185H81V184H80ZM111 185H112V184H111ZM147 185H148V184H147ZM167 185H168V184H167ZM176 185H177V184H176ZM228 185H229V184H228ZM235 185H236V184H235ZM2 186H3V185H2ZM18 186L21 187L20 185H18ZM46 186H47V185H46ZM50 186H49V187H50ZM100 186H102V185H100ZM132 186H133V185H132ZM162 186H163V185H162ZM168 186H170V185H168ZM177 186H178V185H177ZM179 186H180V185H179ZM182 186H183V185H182ZM188 186H189V185H188ZM192 186H193V185H192ZM195 186H196V185H195ZM216 186H217V185H216ZM224 186H225V185H224ZM224 186H223V187H224ZM11 187H12V186H10V188H8V189H13V188H11ZM13 187H14V186H13ZM24 187H25V186H24ZM29 187H30V186H29ZM53 187H55V186H53ZM53 187L51 186V188H53ZM56 187H57V189H58V186H56ZM75 187H76V186H75ZM90 187H93V186H90ZM106 187H107V186H106ZM127 187H131V184H130V186H127ZM135 187H136V186H135ZM186 187H187V186H186ZM206 187H207V186H206ZM17 188H18V187H17ZM30 188H31V187H30ZM42 188H43V186H42ZM51 188H49V189H51ZM63 188H64V187H63ZM76 188H77V187H76ZM80 188H82V187H80ZM87 188H88V187H87ZM100 188H101V187H100ZM102 188H103V187H102ZM111 188H112V187H111ZM125 188H126V187H124V189H125ZM132 188H133V187H132ZM218 188H219V187H218ZM237 188H238V187H237ZM25 189H26V188H25ZM25 189H24V190H25ZM28 189H29V188H27L26 190H28ZM40 189H41V187H40ZM40 189H38V190H40ZM47 189H48V186H47ZM107 189H108V188H107ZM127 189H128V188H127ZM130 189H131V188H130ZM150 189H151V188H150ZM168 189H169V187H168ZM177 189H178V188H177ZM183 189H184V188H183ZM187 189H188V188H187ZM1 190H2V189H1ZM21 190H23V189H21ZM21 190H19L20 193L22 192ZM62 190H63V189H62ZM85 190H86V189H85ZM99 190H100V189H99ZM103 190H104V189H103ZM111 190H112V189H111ZM131 190H132V189H131ZM134 190H135V189H134ZM184 190H185V189H184ZM201 190H202V189H201ZM237 190H238V189H237ZM8 191H9V190H8ZM11 191H12V190H11ZM11 191H10V192H11ZM14 191H15V190H14ZM40 191H41V190H40ZM42 191H43V190H42ZM70 191H71V190H70ZM74 191H75V190H74ZM100 191H101V190H100ZM108 191H109V190H108ZM178 191H179V190H178ZM199 191H200V189H199ZM202 191H203V190H202ZM204 191H205V190H204ZM222 191H223V190H222ZM259 191H260V190H259ZM3 192H4V191H3ZM44 192H46V191H44ZM84 192H85V191H84ZM84 192H83V193H84ZM97 192H98V191H97ZM102 192H103V191H102ZM106 192H107V191H106ZM126 192H127V191H126ZM230 192H231V191H230ZM235 192H236V191H235ZM20 193H18V194L20 195ZM46 193H47V192H46ZM69 193H70V192H69ZM69 193H68V194H69ZM103 193H105V190H104ZM115 193H116V192H115ZM115 193H114V194H115ZM128 193H129V192H128ZM135 193H137V192H135ZM139 193H140V192H139ZM139 193H138V194H139ZM146 193H147V192H146ZM152 193H153V192H152ZM157 193H158V191H157ZM187 193H188V192H187ZM187 193H186V194H187ZM190 193H191V192H190ZM241 193H242V192H241ZM0 194H1V193H0ZM6 194H7V193H6ZM12 194H14V193H12ZM22 194H23V193H22ZM38 194H39V193H38ZM68 194H67V195H68ZM99 194H101V193L99 192ZM107 194H108V193H107ZM112 194H113V193H112ZM125 194H126V193H125ZM148 194H149V193H148ZM231 194H232V193H231ZM236 194H237V193H236ZM247 194H248V193H247ZM1 195H2V194H1ZM9 195H10V194H9ZM51 195H52V194H51ZM63 195H64V193H63ZM71 195H72V193H71ZM80 195H81V194H80ZM84 195H85V194H84ZM102 195H103V194H102ZM140 195H141V194H140ZM154 195H155V194H154ZM190 195H191V194H190ZM13 196H14V195H13ZM72 196H73V195H72ZM123 196H124V195H123ZM134 196H135V195H134ZM1 197H3V196H1ZM10 197H12V196L10 195ZM58 197H59V196H58ZM81 197H82V196H81ZM102 197H103V196H102ZM117 197H118V196H117ZM163 197H164V196H163ZM182 197H183V196H182ZM188 197H190V196H188ZM191 197H192V196H191ZM191 197H190V198H191ZM254 197H255V196H254ZM54 198H55V197H54ZM59 198H60V197H59ZM99 198H100V196H99ZM114 198H115V197H114ZM142 198H143V197H142ZM144 198H145V197H144ZM159 198H160V197H159ZM164 198H165V197H164ZM192 198H193V197H192ZM0 199H1V198H0ZM5 199H6V197H5ZM10 199H11V198H10ZM13 199H14V198H13ZM13 199H12V201H11V200H10V201L13 202ZM70 199H71V198H70ZM81 199H82V198H81ZM165 199H166V198H165ZM167 199H168V197H167ZM194 199H195V198H194ZM15 200H16V198H15ZM20 200H21V199H20ZM61 200H63V199H61ZM115 200H116V199H115ZM123 200H124V199H123ZM128 200H129V199H128ZM148 200H149V198H148ZM155 200H158V199H155ZM169 200H170V199H169ZM5 201H6V200H5ZM71 201H72V200H71ZM79 201H80V199H79ZM124 201H125V200H124ZM159 201H160V200H159ZM170 201H171V200H170ZM244 201H246V200H244ZM7 202H8V201H6V204H7ZM77 202H78V201H77ZM100 202H101V201H100ZM149 202H150V201H149ZM155 202H156V201H155ZM172 202H173V200H172ZM189 202H190V201H189ZM193 202H195V201H193ZM71 203H72V202H71ZM102 203H103V202H102ZM111 203H112V202H111ZM140 203H141V202H140ZM157 203H158V202H157ZM240 203H242V202H240ZM3 204H5V203H3ZM9 204H10V202H9ZM13 204H15V202H13ZM16 204H17V203H16ZM104 204H105V203H104ZM109 204H110V203H109ZM190 204L192 205V203H190ZM197 204L199 205L198 202H197ZM210 204H211V203H210ZM0 205H1V204H0ZM11 205H12V203H11ZM86 205H87V204H86ZM112 205H113V204H112ZM130 205H131V204H130ZM136 205H137V203H136ZM194 205H195V204H194ZM194 205H193V206H194ZM239 205H240V204H239ZM14 206H15V205H14ZM17 206H18V205H17ZM82 206H83V205H82ZM84 206H85V205H84ZM113 206H114V205H113ZM116 206H117V205H116ZM154 206H155V205H154ZM162 206H163V205H162ZM195 206H196V205H195ZM195 206H194V207H195ZM2 207H4V206H2ZM9 207H10V206H9ZM66 207H67V206H66ZM121 207H122V206H121ZM130 207H131V206H130ZM147 207H148V206H147ZM165 207H166V206H165ZM185 207H186V206H185ZM210 207H211V206H210ZM212 207H213V206H212ZM11 208H12V207H11ZM13 208H14V207H13ZM15 208H16V206H15ZM17 208H18V207H17ZM17 208H16V209H17ZM78 208H79V207H78ZM78 208H77V209H78ZM84 208H85V207H84ZM133 208H134V206H133ZM135 208H136V207H135ZM139 208H140V207H139ZM141 208H142V207H141ZM155 208H156V207H155ZM252 208H253V207H252ZM4 209H5V207H4ZM131 209H132V208H131ZM157 209H158V208H157ZM220 209H221V208H220ZM254 209H255V208H254ZM6 210H7V209H6ZM26 210H27V209H26ZM104 210H105V209H104ZM104 210H103V211H104ZM125 210H126V209H125ZM162 210H163V209H162ZM167 210H168V209H167ZM4 211H5V210H4ZM9 211H10V210H9ZM11 211H12V209H11ZM114 211H115V210H114ZM122 211H123V210H122ZM151 211H152V210H151ZM154 211H155V210H154ZM157 211H159V210H157ZM160 211H161V210H160ZM170 211H171V210H170ZM170 211H169V213H170ZM255 211H256V209L254 210V212H255ZM260 211H262V210H260ZM16 212H17V211H16ZM16 212H15V213H16ZM163 212H164V211H162V212H160V213H163ZM166 212H167V211H166ZM172 212H173V211H172ZM174 212H175V211H174ZM3 213H4V212H3ZM13 213H14V212H13ZM24 213H25V212H24ZM110 213H111V211H110ZM122 213H123V212H122ZM150 213L152 214V212H150ZM156 213H157V212H156ZM160 213H159V214H160ZM175 213H176V212H175ZM175 213H174V214H175ZM179 213H181V212H179ZM1 214H2V213H1ZM1 214H0V215H1ZM4 214H5V213H4ZM22 214H23V212H22ZM27 214H28V213H27ZM29 214H30V213H29ZM144 214H146V212H145ZM198 214H199V212H198ZM251 214H252V213H251ZM251 214H250V215H251ZM12 215H13V214H12ZM17 215H19V214H17ZM32 215H33V214H32ZM170 215H171V213H170ZM170 215H169V216H170ZM177 215H178V214H177ZM179 215H180V214H179ZM252 215H253V214H252ZM263 215H264V214H263ZM130 216H131V215H130ZM142 216H143V215H142ZM260 216H261V214L259 215V217H260ZM0 217H1V216H0ZM3 217H4V216H3ZM12 217H13V216H12ZM24 217H25V216H24ZM31 217H32V216H31ZM127 217H128V216H127ZM165 217H166V216H165ZM200 217H201V216H200ZM4 218H5V217H4ZM35 218H36V217H35ZM110 218H111V217H110ZM118 218H119V217H118ZM118 218H117V219H118ZM129 218H130V217H129ZM143 218H144V217H143ZM168 218H171V217H168ZM175 218H176V217H175ZM183 218H184V217H183ZM257 218H258V217H257ZM33 219H34V218H33ZM104 219H105V218H104ZM111 219H112V218H111ZM127 219H128V218H127ZM184 219H185V218H184ZM9 220H10V219H9ZM29 220H30V219H29ZM35 220H36V219H35ZM130 220H131V219H130ZM244 220H245V219H244ZM11 221H14V220H11ZM17 221H18V220H17ZM20 221L22 222V220H20ZM117 221H118V220H117ZM127 221H128V220H127ZM166 221H167V219H166ZM169 221H170V220H169ZM169 221H168V222H169ZM206 221H207V220H206ZM2 222H4V221H2ZM108 222H110V221H108ZM114 222H115V221H114ZM155 222H156V221H155ZM157 222H158V221H157ZM162 222H163V221H161L160 224H161ZM180 222H181V221H180ZM9 223H10V222H9ZM38 223H39V222H38ZM129 223H130V221H129ZM144 223H145V222H144ZM181 223H183V222H181ZM13 224H14V223H13ZM53 224H54V223H53ZM104 224H105V223H104ZM151 224H152V223H151ZM156 224H157V223H156ZM176 224H178V222H177ZM226 224H227V223H226ZM228 224H229V223H228ZM247 224L249 225V222H247ZM254 224H255V222H254ZM2 225H3V224H2ZM106 225H109V224H106ZM127 225H128V224H127ZM127 225H126V226H127ZM161 225H162V224H161ZM164 225H165V224H164ZM187 225H188V224H187ZM238 225H239V224H238ZM241 225H242V224H241ZM241 225H240V226H241ZM244 225H245V223H244ZM255 225H256V224H255ZM261 225H262V224H261ZM8 226H9V225H8ZM51 226H52V225H51ZM56 226H57V225H56ZM100 226H101V225H100ZM128 226H129V225H128ZM143 226H144V225H143ZM172 226H173V225H172ZM172 226H171V227H172ZM250 226H251V225H250ZM259 226H260V225H259ZM259 226H256L257 229H258ZM10 227H11V226H10ZM10 227H9V228H10ZM23 227H24V226H23ZM70 227H72V226H70ZM70 227H69V228H70ZM74 227H75V226H74ZM74 227H72V228H74ZM77 227H78V225H77ZM77 227H76V228H77ZM151 227H152V226H151ZM171 227H170V228H171ZM173 227H174V226H173ZM194 227H195V226H194ZM233 227H234V226H233ZM252 227H254V226H252ZM260 227H261V226H260ZM26 228H27V226H26ZM69 228H68V229H69ZM76 228H75V229H76ZM113 228H114V227H113ZM143 228H144V227H143ZM145 228H146V227H145ZM176 228H178V227H176ZM22 229H23V228H22ZM24 229H25V227H24ZM44 229H45V228H44ZM66 229H67V228H66ZM127 229H128V228H127ZM130 229H131V227H130ZM153 229H154V228H153ZM159 229H160V228H158V230H159ZM174 229H175V227H174ZM192 229H193V228H192ZM192 229H191V230H192ZM195 229H196V228H195ZM10 230H11V229H10ZM20 230H21V229H20ZM26 230H27V229H26ZM30 230H32V229H30ZM69 230H70V229H69ZM95 230H96V229H95ZM106 230H107V229H106ZM121 230H122V229H121ZM193 230H194V229H193ZM4 231H5V230H4ZM72 231H73V230H72ZM72 231H71V232H72ZM77 231H79V230H77ZM91 231H92V230H91ZM133 231H134V230H133ZM138 231H139V230H138ZM140 231H141V230H140ZM171 231H172V230H171ZM194 231H195V230H194ZM232 231H233V228H232ZM243 231H244V230H243ZM263 231H264V230H263ZM22 232H23V230H22ZM34 232H35V231H34ZM34 232L31 231V233H34ZM74 232H75V230H74ZM74 232H73V233H74ZM131 232H132V231H131ZM134 232H135V231H134ZM146 232H147V231H146ZM161 232H162V231H161ZM221 232H222V231H221ZM244 232H245V231H244ZM2 233H3V232H2ZM19 233H20V232H19ZM19 233H18V234H19ZM23 233H24V232H23ZM45 233H46V231H45ZM56 233H57V232H56ZM58 233H59V232H58ZM148 233H149V232H148ZM249 233H250V232H249ZM259 233H260V232H259ZM29 234H30V233H29ZM60 234H61V233H60ZM120 234H121V233H120ZM146 234H147V233H146ZM159 234H161V233L159 232ZM165 234H166V233H165ZM216 234H217V233H216ZM225 234H226V233H225ZM234 234H235V232H234ZM236 234H238L237 231H236ZM0 235H1V234H0ZM2 235H3V234H2ZM5 235H6V234H5ZM22 235H23V234H22ZM97 235H98V234H97ZM105 235H106V234H105ZM127 235H128V234H127ZM130 235H131V234H130ZM140 235H141V234H140ZM183 235H184V234H183ZM226 235H227V234H226ZM242 235H243V233H242ZM244 235H245V234H244ZM262 235H263V234H262ZM36 236H37V235H36ZM43 236H44V235H43ZM43 236H42V237H43ZM52 236H53V235H52ZM60 236H61V235H60ZM63 236H64V235H63ZM78 236H79V235H78ZM110 236H111V234H110ZM119 236H120V235H119ZM145 236H146V235H145ZM155 236H156V235H155ZM250 236H251V235H250ZM8 237H9V236H8ZM29 237H30V236H29ZM47 237H48V236H47ZM69 237H70V236H69ZM93 237H94V236H93ZM103 237H104V236H103ZM124 237H125V236H124ZM129 237H130V236H129ZM129 237H128V238H129ZM137 237H139V236H137ZM236 237H237V236H236ZM252 237H253V236H252ZM256 237H257V236H256ZM260 237H261V236H260ZM262 237H264V235H263ZM5 238L7 239V237H5ZM27 238H28V237H27ZM36 238H38V237H36ZM45 238H46V237H45ZM54 238H55V237H54ZM56 238H57V235H56ZM61 238H62V236H61ZM114 238H115V237H114ZM125 238H126V237H125ZM165 238H166V237H165ZM179 238H180V237H179ZM62 239H63V238H62ZM69 239H71V238H69ZM123 239H124V238H123ZM134 239H135V238H134ZM134 239H133V241H134ZM150 239H152V238H150ZM150 239H149V240H150ZM167 239H168V238H167ZM211 239H212V238H211ZM217 239H218V238H217ZM245 239H246V238H245ZM247 239H248V238H247ZM257 239H259V238H257ZM14 240H15V236H14ZM36 240H37V239H36ZM43 240H44V238H43ZM57 240H58V238H57ZM75 240H76V238H75ZM99 240H100V239H99ZM115 240H116V239H115ZM124 240H125V239H124ZM138 240H139V239H138ZM138 240H137V241H138ZM221 240H222V239H221ZM236 240H238V239H236ZM249 240H251V239H249ZM5 241H6V240H5ZM9 241H10V240H9ZM37 241H39V240H37ZM45 241H46V240H45ZM52 241H53V240H52ZM60 241H61V239H60ZM62 241L64 242L65 240L63 239ZM62 241H61V242H62ZM96 241H97V240H96ZM103 241H105V240H103ZM127 241H128V240H127ZM137 241H136V242H137ZM152 241H153V240H152ZM164 241H165V240H164ZM166 241H168V240H166ZM246 241H247V240H246ZM255 241H256V240H255ZM6 242H7V241H6ZM17 242H18V241H17ZM19 242H21V240H20ZM72 242H73V240L71 241V243H72ZM91 242H93V241H91ZM115 242H116V241H115ZM150 242H151V241H150ZM173 242H174V241H173ZM181 242H182V241H181ZM205 242H206V241H205ZM235 242H236V241H235ZM237 242H238V241H237ZM237 242H236V243H237ZM259 242H260V241H259ZM3 243H4V242H3ZM11 243H12V242H11ZM13 243H14V242H13ZM80 243H82V241H81ZM86 243H87V242H86ZM107 243H108V242H107ZM107 243H106V244H107ZM109 243H110V242H109ZM123 243H124V242H123ZM130 243H131V242H130ZM147 243H148V242H147ZM164 243H165V242H164ZM166 243H167V242H166ZM238 243H239V242H238ZM241 243H242V245L244 244L242 241H241ZM246 243H247V242H246ZM4 244H5V243H4ZM17 244H19V243H17ZM17 244H16V245H17ZM37 244H38V243H37ZM41 244H42V242H41ZM58 244H60V243H58ZM64 244H66V243H64ZM67 244H68V242H67ZM119 244H120V243H119ZM152 244H153V243H152ZM204 244H205V243H204ZM225 244H226V243H225ZM259 244H260V243H259ZM7 245H8V244H7ZM7 245H6V246H7ZM46 245H47V244H46ZM51 245H52V244H51ZM55 245H56V244H55ZM77 245H78V244H77ZM96 245H97V244H96ZM107 245H108V244H107ZM116 245H118V244H116ZM116 245H115V246H116ZM124 245H125V244H124ZM127 245H129V244H127ZM159 245H160V244H159ZM202 245H203V244H202ZM215 245H216V244H215ZM242 245H241V246H242ZM261 245H262V244H261ZM14 246H15V245H14ZM39 246H40V245H39ZM53 246H54V245H53ZM57 246H58V245H57ZM68 246H69V245H68ZM89 246H90V245H89ZM101 246H102V245H101ZM104 246H105V245H104ZM113 246H114V245H113ZM144 246H145V245H144ZM154 246H155V245H154ZM160 246H161V245H160ZM171 246H172V245H171ZM171 246H170V247H171ZM244 246H245V245H244ZM49 247H50V245H49L48 247H46V248H49ZM94 247H96V246H94ZM102 247H103V246H102ZM105 247H106V246H105ZM123 247H124V246H123ZM128 247H132L131 244H130V246H128ZM195 247H196V246H195ZM198 247H199V246H198ZM225 247H226V246H225ZM0 248H1V247H0ZM16 248H17V247H16ZM22 248L25 249L26 246H25V248H24V247H22ZM50 248H51V247H50ZM52 248H53V247H52ZM54 248H55V247H54ZM67 248H68V247H67ZM117 248H118V247H117ZM125 248H126V247H125ZM146 248H147V247H146ZM154 248H155V247H154ZM162 248H163V247H162ZM178 248H179V247H178ZM211 248H212V247H211ZM219 248H220V247H219ZM242 248H244V247H242ZM259 248H260V247H259ZM1 249H2V248H1ZM19 249H20V248H19ZM89 249H90V248H89ZM123 249H124V248H123ZM131 249H132V248H131ZM168 249H170V248H168ZM237 249H238V248H237ZM246 249H247V247H246ZM26 250H27V249H26ZM61 250H63V249H61ZM64 250H65V249H64ZM90 250H91V249H90ZM90 250H89V251H90ZM115 250H117V249H115ZM222 250H223V249H222ZM230 250H231V249H230ZM263 250H264V249H263ZM21 251H22V250H21ZM55 251H57V250H55ZM58 251H59V250H58ZM84 251H85V250H84ZM87 251H88V250H87ZM117 251H118V250H117ZM121 251H123V250H121ZM153 251H154V250H153ZM194 251H195V250H194ZM235 251L237 252V250H235ZM258 251H259V250H258ZM15 252H16V250H15ZM15 252H14V253H15ZM28 252H31V251H28ZM28 252H27V253H28ZM47 252H50V253H51V251H49V250H48ZM66 252H68V251H66ZM74 252H75V251H74ZM103 252H104V251H103ZM107 252H108V249H107ZM110 252H111V251H110ZM114 252H115V251H114ZM119 252H120V250H119ZM123 252H124V251H123ZM151 252H152V251H151ZM6 253H7V252H6ZM9 253H10V251H9ZM11 253H12V252H11ZM14 253H13V254H14ZM25 253H26V252H25ZM53 253H54V252H53ZM56 253H57V252H56ZM94 253H95V252H94ZM111 253H112V252H111ZM116 253H117V252H116ZM116 253H114V254L116 255ZM164 253H165V252H164ZM225 253H226V252H225ZM239 253H240V252H239ZM246 253H247V252H246ZM33 254H34V253H33ZM33 254H32V255H33ZM47 254H48V253H47ZM71 254H72V253H71ZM82 254H83V253H82ZM90 254H91V253H90ZM125 254H127V253H125ZM153 254H155V253H153ZM204 254H205V253H204ZM226 254H227V253H226ZM6 255H7V254H6ZM34 255H35V254H34ZM38 255H39V254H38ZM44 255H45V254H44ZM55 255H56V254H55ZM55 255H53V256L55 257ZM80 255H81V252H80ZM91 255H92V254H91ZM115 255H113V257H114ZM120 255H121V254H120ZM242 255H243V254H242ZM250 255H251V254H250ZM259 255H260V253H259ZM263 255H264V253H263ZM10 256H13V255L11 254ZM20 256H21V255H19L18 257H20ZM49 256H50V255H49ZM76 256H77V255H76ZM96 256H97V255H96ZM163 256H164V254H163ZM202 256H203V255H202ZM243 256H244V255H243ZM245 256H246V255H245ZM252 256H253V255H252ZM252 256H251V257H252ZM30 257L32 258V256H30ZM33 257H34V256H33ZM54 257H53V258H54ZM88 257H89V256H88ZM152 257H153V256H152ZM154 257H155V256H154ZM159 257H160V256H159ZM166 257H167V256H166ZM205 257H206V256H205ZM236 257L238 258L237 255H236ZM248 257H249V256H248ZM253 257H254V256H253ZM262 257H263V256H262ZM8 258H9V257H8ZM14 258H15V257H14ZM23 258H24V257H23ZM37 258H38V256H37ZM37 258H36V260H37ZM62 258L64 259V257H62ZM73 258H75V257H73ZM79 258H80V257H79ZM79 258H78V259H79ZM82 258H84V257H82ZM85 258H86V257H85ZM89 258H90V257H89ZM89 258H87V259L89 260ZM114 258H115V257H114ZM147 258H148V256H147ZM173 258H174V257H173ZM175 258H176V257H175ZM198 258H201V257L199 256ZM254 258H255V257H254ZM9 259H10V258H9ZM51 259H52V258H50V260H51ZM118 259H119V258H118ZM158 259H159V258H158ZM201 259H202V258H201ZM241 259H243V257H242ZM4 260H6V259H4ZM10 260H11V259H10ZM19 260H20V259H19ZM38 260H39V259H38ZM42 260H44V259H42ZM60 260H61V259H60ZM60 260H59V261H60ZM75 260H76V259H75ZM85 260H86V259H85ZM90 260H91V259H90ZM107 260H108V259H107ZM111 260H112V259H111ZM116 260H117V259H116ZM159 260H160V259H159ZM171 260H172V258H171ZM193 260H195V259H193ZM209 260H210V259H209ZM211 260H212V259H211ZM25 261H26V260H25ZM120 261H121V260H120ZM153 261H154V260H153ZM156 261H157V260H156ZM160 261H162V260H160ZM235 261H236V260H235ZM252 261H253V260H252ZM12 262H13V261H12ZM17 262H18V261H17ZM30 262H31V261H30ZM40 262H41V260H40ZM40 262H39V263H40ZM48 262H50V261L48 260ZM64 262H65V261H64ZM70 262H71V261H70ZM190 262H191V261H190ZM254 262H255V261H254ZM254 262H253V263H254ZM0 263H1V262H0ZM76 263H77V262H76ZM105 263H106V262H105ZM120 263H121V262H120ZM120 263H119V264H120ZM181 263H182V262H181ZM188 263H189V262H188ZM235 263H236V262H235ZM238 263H239V262H238ZM255 263H256V262H255ZM13 264H14V263H13ZM22 264H23V263H22ZM24 264H25V263H24ZM29 264H30V263H29ZM31 264H32V263H31ZM41 264H42V263H41ZM50 264H51V263H50ZM56 264H57V263H56ZM77 264H78V263H77ZM92 264H93V263H92ZM106 264H107V263H106ZM116 264H117V263H116ZM155 264H156V263H155ZM191 264H192V263H191ZM236 264H237V263H236ZM247 264H248V263H247Z\"/></svg>","mask_w":264,"mask_h":264}]
</instances>
